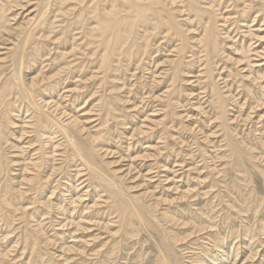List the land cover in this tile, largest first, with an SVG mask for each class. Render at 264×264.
Segmentation results:
<instances>
[{
  "label": "rangeland",
  "instance_id": "rangeland-1",
  "mask_svg": "<svg viewBox=\"0 0 264 264\" xmlns=\"http://www.w3.org/2000/svg\"><path fill=\"white\" fill-rule=\"evenodd\" d=\"M1 1V0H0ZM29 1V3H30V6H29V10H32V12L31 13H29V10H28V12L26 13V11L27 10H24V9H22L21 10V6L23 5V4H25V2H28ZM50 1H52V0H39V2H38V0H20V3H21V5H20V3H18V4H15V5H13V10L11 9V10H9V11H7V14H8V17H11V14H12V18H8L9 20H11V21H9V23H8V26H10V27H12L13 28V33H18V31L19 30H17V28L19 29L20 28V30L22 29V27H24L23 28V30L22 31H25V32H29V31H33L34 33V37H35V34H36V36H37V38L39 39V40H32L33 42H32V44H31V42H30V45L25 49V51L23 52V58H24V60H26L27 62V65H30V68L29 69H24V71H23V75H25V79H26V77H27V80L28 79H31L32 78V76H38L39 74V79L40 80H43V79H41V78H44L45 80H44V82L43 81H41V83H40V88H41V90H44V89H46L45 90V92L44 93H46L45 94V99L47 100V99H50V100H53V101H56L57 103H58V105H60V107H61V111L63 110V111H67L66 112V114H69V116H78V114H80L79 115V117H82V116H84V117H82V118H80L81 120H83L84 122H86L87 120V124H86V129L88 130V132H90L91 131V133H95V132H101V134L104 136V141L105 142H103L104 144H100L98 147H97V150H98V153H97V156H96V160H97V162L100 164V166H101V172H102V174H104V175H107V176H109L110 177V180H112V182L113 183H115V184H117V185H121V186H119L121 189H123V191L126 193V195H128L129 197H131V198H138L137 197V195L141 192V194H139V195H142L141 197H140V201L138 200V205L139 206H149L151 209H152V212H148V216L149 217H151V215H152V219L154 220L155 218H153V217H155V216H157V218H158V221H156V226L158 227L159 225H161V224H163L161 227H158L159 229L161 228L162 230L164 229V228H167L168 230H169V228L171 229V230H169V231H172L173 233L174 232H177V233H179L180 234V236H186V235H189L188 236V238L185 240V242L183 241L182 242V246L181 245H179L178 247H176V257H177V259H178V261H179V264H196L197 262H195V260H198V259H196V256H199L201 253L202 254H209L210 252H209V247L211 246V249L213 250V251H215L214 249L215 248H217V246H218V252L220 253L219 255H221V250L224 248L225 249V253H226V251H227V253H229V252H232V251H236L235 250V248L237 249V251H240V254H239V256H237L236 258L233 256V258L232 257H230L228 260H227V263H230L232 260H234V262L236 263V264H258L259 262H260V260H262L259 264H264V242H259V241H263L264 240V238H263V236H264V178H262V177H264V122H262V121H264V105H262V104H264V102L263 101H261V100H264V98H263V96H262V93H264V92H262L261 90H263L264 88H262V87H264V74H263V72H264V55H262V54H264L263 52H264V47H262V46H264V35H263V31H264V21L263 20H260V19H262V16L260 15L261 13H255V12H257L258 10H259V8L261 9V6L263 5V3H264V0L262 1V0H257L258 1V3H257V1L255 0V2H254V0H223V2H222V4H220V6H218V5H216L215 6V13H216V16L218 17L217 19H218V24L219 25H221L220 27L221 28H223L222 26H225L226 28H228V30L224 27L223 28V30L224 31H220V32H222L221 34L223 35L225 32H229L227 35H229V37H230V41H229V39H227V41L225 42L226 44H224V45H226V46H224L223 45V43H222V45L224 46L223 48H226L227 50H225V52H224V55H222V57H224V58H221V57H217L216 58V60H218V62L215 60L214 62H213V73H216V75H215V80H216V85H218L217 83L219 82V83H221L220 85H218V86H220L219 87V89L218 90H220V92H224L225 91V93H223L224 95H225V97H226V101H227V99H228V102H230V104H232V101H233V104L232 105H230V104H228V102H227V104H228V106L226 107V110H227V108H228V113L229 114H227L226 113V116L228 117V121L226 122V123H230L229 125H230V128L232 129V130H229V133H230V131H231V134H230V136H231V141L233 140L236 144H237V146H238V149H239V152H240V155H238V154H236V155H233L232 153H231V151H230V149H229V146L227 145L228 144V141H227V138H226V135H223V134H225L224 133V131H225V129H224V127H223V122L222 121H219V120H217L218 119V117L220 116L219 114H216L217 113V111L215 110V106L212 108L211 107V105H212V102H211V99H213L214 97H211L210 98V96H212V94H211V86L208 84V80L206 79V72L204 71V70H206V69H203V67L205 66L206 67V65L203 63V58H201L200 59V56L202 55L201 53H198L199 55H197L199 58L197 59V56L195 57V55L193 56L191 53H188V54H186V63H185V61L183 60V65H184V67H187V68H184V67H182V72H181V79H182V81L184 80L185 82H184V86L182 85L183 83H182V81L181 80H179V81H177L178 83L180 82V84H178V83H176V87L175 86H173L174 85V83L172 82V79H170V78H168L167 76L169 75V71L171 70V69H173L174 70V64L173 63H171V66H169L170 64H169V60L171 61H173V60H175V59H177V55H178V53H177V51H176V49L175 48H171V47H173L172 45H175L174 47H176V45H179V42H177V41H175V39L172 37V40H173V42H172V40H171V37H167V33L166 32H164V34L166 35H164L163 33L162 34H160V35H157V37L155 36V37H153V35H150L151 33H152V31H151V29H150V31H149V42H150V46L149 47H151V49L149 50V48H148V52L147 51H145L144 52V50H142L141 51V53H142V55L141 54H139V55H137V56H135V57H133V58H129V57H127L126 58V60H123V62L125 63V64H127V65H125L123 62L121 63L122 65L120 66V67H118L119 66V64H117V62H115L114 64L116 65V70L114 71V74H112L111 73V75H110V80H108V82L107 83H105V82H102V78H103V76H105V74H104V70L102 69L101 70V67H100V62H99V60H100V56L103 54V52L101 51V50H103V45L101 44V37H97V36H94V37H92V35H90L89 34V31H91V29L96 25V23H95V20L94 19H92V14H89L90 13V11L89 10H91L92 11V8L91 7H93L92 5H94V4H92V2H89V3H87L86 4V6H87V8L89 7L90 9L88 10L87 8H84L83 6H84V4H82V5H80V3H77L75 0H53L52 1V4H51V2ZM57 1L59 2V3H57ZM60 1H62L61 3H60ZM69 1V2H68ZM70 1H71V3H70ZM73 1V2H72ZM75 1V2H74ZM170 1V0H169ZM168 1V2H169ZM202 2H205V3H203V5H207V1L206 0H201ZM2 2V1H1ZM0 2V3H1ZM50 2V3H49ZM65 2V3H64ZM167 2V3H168ZM177 2H178V5H180L181 7L183 6L182 4V2H179L178 0H176V3H173L175 6H176V4H177ZM209 2V1H208ZM241 2V3H240ZM249 2V3H248ZM252 2V3H251ZM69 3V4H68ZM94 3H95V0H94ZM171 3V2H170ZM179 3H182V4H179ZM255 3H256V5H255ZM42 4H45V5H42ZM47 4V5H46ZM169 4V3H168ZM171 5V4H169V6H172V7H170V8H173V6L174 5ZM235 4V5H234ZM252 4V5H251ZM39 5V7H37ZM51 5L53 6V7H51ZM107 5H109V3H107ZM242 5V6H241ZM245 5H249L252 9V15L251 16H249L248 17V19H247V21H246V19L245 18H243V19H241V11L243 10V7L245 6ZM258 5V6H257ZM20 6V7H19ZM32 6V7H31ZM35 6V7H34ZM47 8H46V7ZM168 6V7H169ZM174 6V7H175ZM177 7L176 6V9L174 8V9H172V11L174 10V12H176V14H179V13H181V14H179L178 15V20H180V22L181 21H185L186 20V18H188V15H187V13L188 12H184V10L182 11V9H184L183 7L181 8V7ZM253 6V7H252ZM40 7H41V9H40ZM223 7V8H222ZM232 7V8H231ZM255 7V8H254ZM263 7V6H262ZM32 8V9H31ZM43 8V9H42ZM178 8H180L181 9V11L182 12H178L180 9H178ZM19 9H20V11H19ZM46 9H48V10H46ZM51 9V10H50ZM54 9H55V11H54ZM56 9L58 10V12L56 11ZM177 9H178V11H177ZM240 9V10H239ZM256 11H255V10ZM42 10V11H41ZM45 10L46 11H48V12H46L45 13ZM59 10H61V11H59ZM84 10V11H83ZM176 10V11H175ZM36 11H38V12H36ZM41 11V12H40ZM55 13H54V12ZM255 11V12H254ZM19 12V13H18ZM22 12V13H21ZM24 12V13H23ZM44 12V13H43ZM51 12V13H50ZM183 12H184V14H183ZM226 12V13H225ZM11 13V14H10ZM34 13V14H33ZM36 13V14H35ZM42 13V14H41ZM53 13V15H51ZM185 13H186V15H185ZM14 14V15H13ZM29 14V15H28ZM33 14V15H32ZM46 14V15H45ZM54 14H55V16H54ZM233 14V15H232ZM240 14V15H239ZM255 14H256V16H255ZM257 14H259V15H257ZM40 15V16H39ZM50 15V16H49ZM183 15V16H182ZM28 16V17H27ZM37 16V17H36ZM52 16H53V18H52ZM88 16V17H87ZM183 18H182V17ZM228 16V17H227ZM259 16V17H258ZM32 18L33 17V20L30 22V21H28L27 19L28 18ZM225 17H227L225 20H227L226 21V23H225V21H224V19L223 18H225ZM252 17H254V18H252ZM257 17V18H256ZM259 18V19H258ZM23 19V20H22ZM54 19V20H53ZM56 19V20H55ZM91 19V20H90ZM185 19V20H184ZM257 21H256V20ZM18 22H17V21ZM27 20V21H26ZM49 20H50V22H49ZM59 20V21H58ZM222 20H223V22H222ZM229 20H231V21H229ZM241 20V21H240ZM245 20V21H244ZM249 20V21H248ZM252 20V21H251ZM253 20H255V21H253ZM14 21V22H13ZM74 21V22H73ZM229 21V22H228ZM239 21V22H238ZM243 21V22H242ZM261 23H260V22ZM22 22V23H21ZM24 22H25V24H24ZM230 22H231V24H230ZM244 22H246V23H244ZM250 22V23H249ZM251 22H252V24H251ZM12 23H15V24H12ZM41 24V25H38V24ZM49 23V24H48ZM71 23V24H70ZM73 23V24H72ZM92 23V24H91ZM221 23H223V24H221ZM243 23V24H242ZM84 24V25H83ZM182 24H183V22H182ZM224 24H226V25H224ZM237 26H236V25ZM250 24V26H247V25H249ZM256 24V25H255ZM262 24H263V26H262ZM15 25H16V27H15ZM33 25V27H31ZM46 25H48V27L45 26ZM51 25V26H50ZM230 25V26H229ZM234 25V26H233ZM240 25V26H239ZM243 25V26H242ZM246 25V26H245ZM50 26V27H49ZM90 26V27H89ZM93 26V27H92ZM228 26V27H227ZM244 27V28H242V27ZM232 27V28H231ZM234 27H236L235 28V30H234ZM241 27V28H240ZM248 27H249V29H248ZM252 27V28H251ZM259 27V28H258ZM44 28V29H43ZM59 28H60V30H59ZM186 28V27H185ZM220 28V29H221ZM246 28V29H245ZM261 28H263V29H261ZM70 29H72V30H70ZM141 29V31H139V32H141L142 33V30H143V32H144V29H142V28H140ZM193 29V28H192ZM240 29V30H239ZM242 29V30H241ZM245 29V30H244ZM247 30H249V31H247ZM255 30V31H254ZM238 31H239V33H238ZM241 31V32H240ZM252 31V32H251ZM256 33V35H254L253 37L249 34L250 32L251 33H254V32ZM259 31V32H258ZM36 32V33H35ZM151 32V33H150ZM193 32V31H192ZM191 32V35H193V34H196V33H198V31H194L193 33ZM232 32V33H231ZM244 34H246L245 35V37H244V35H242L243 33ZM38 33H39V35L41 36H39L38 35ZM235 33V34H234ZM241 33V34H240ZM254 33V34H255ZM87 34H89V36L87 35ZM259 34H261V35H259ZM162 35H163V37H162ZM249 37H248V36ZM46 36V37H45ZM159 36H161V37H159ZM225 36V35H224ZM223 36V37H224ZM235 36H236V38H235ZM243 36V37H242ZM14 37H17V34L14 36ZM92 37V38H91ZM153 37V38H152ZM167 37V38H166ZM231 37H232V39H233V37H234V40L237 42L236 44H235V41H233L232 39H231ZM242 37V38H241ZM68 38V39H67ZM157 38H162L161 40L164 42H166L168 39H170V40H168L167 42L168 43H165L164 42V44H163V42L162 41H160L159 39H157ZM246 38H248L247 40H246ZM249 38H251L250 40H249ZM254 38V39H253ZM259 39V41H258V39ZM47 39V40H46ZM89 39V40H88ZM151 39H152V41H151ZM153 39H156L155 41H153ZM253 39V42L251 41ZM261 39V40H260ZM68 40V41H67ZM159 40V41H158ZM239 40V41H238ZM240 40H241V42H240ZM243 40V41H242ZM42 41V42H41ZM47 41V42H46ZM71 41H73V42H71ZM175 41V42H174ZM193 42H194V40H192ZM255 41L257 42V43H255ZM78 42V43H77ZM153 42L155 43V46H156V42H160L159 44L161 45V44H163V45H159V44H157V46H159V49H161L162 47V49H165L164 51L163 50H161V51H157V46L155 47V46H153L154 44H153ZM172 42V43H171ZM244 42H246L245 44H244ZM177 43V44H176ZM230 43H232V45H234L235 44V46L237 47V48H233V46L230 44ZM240 43H241V45H240ZM242 43H243V45H242ZM251 43V44H250ZM252 43H253V45H252ZM260 43V44H259ZM41 44V45H40ZM44 44V45H43ZM165 44H167V45H165ZM228 44H230L231 46H232V48H230L231 46H229ZM254 44H256V45H254ZM33 45V46H32ZM39 45V46H38ZM72 45V46H71ZM247 45V46H246ZM250 45V46H249ZM34 46H35V48L37 49V50H41V54H40V56H39V58H37L36 57V54H35V48H34ZM42 46H45L44 48L42 47ZM71 46V47H70ZM82 46V47H81ZM234 46V47H235ZM242 46H244L245 47V49H244V51H245V54L244 53H242V50L240 49ZM258 46V47H257ZM5 47H7V46H5ZM39 47V48H38ZM102 47V48H101ZM152 47H154V48H156V51H155V49L154 48H152ZM239 47V48H238ZM255 47V48H254ZM257 47V48H256ZM41 48H43V49H41ZM53 48V49H52ZM74 48V49H73ZM166 48H168V50L166 49ZM251 48H253V49H251ZM262 48H263V50H262ZM29 49V50H28ZM34 52H31V50ZM158 49V50H159ZM172 49H175V52H174V50H172ZM255 49V50H254ZM43 50V51H42ZM50 50V51H49ZM75 50V51H74ZM167 50V51H166ZM47 51V52H46ZM57 51H58V53H57ZM61 51H63V52H61ZM150 51H153V52H150ZM155 51V52H154ZM166 51V52H165ZM169 51V52H168ZM229 52V54H228V52ZM248 51H249V53H248ZM251 51V52H250ZM254 53H253V52ZM48 52H50L51 54H49ZM158 52V53H157ZM174 54H173V53ZM238 52H239V57H236L237 55H238ZM241 52V53H240ZM257 52H258V54H257ZM48 53V54H47ZM145 53V54H144ZM146 53H147V55H146ZM149 53V54H148ZM236 53V54H235ZM247 53V54H246ZM256 53V54H255ZM262 53V54H261ZM0 54H1V58H0V63L2 62V64H0V78H3V77H5V76H8V74H10L11 73V71H12V67H11V65L12 64H10V63H12L11 62V57L10 56H12V54H11V52L10 51H8L7 49H3V50H1L0 51ZM3 54V55H2ZM4 54H7V55H4ZM10 54V55H9ZM43 54V55H42ZM165 54V55H164ZM166 54H169V55H171V54H173V55H171L170 57H172L171 59H169L170 57H169V55H166ZM232 54H234V55H232ZM240 54H241V56H240ZM244 54V55H243ZM250 54V55H249ZM34 55V56H33ZM57 55H59V56H57ZM187 55H188V57H187ZM226 55H229V57H232L233 59L231 60V59H227L228 58V56H226ZM245 55H249V57H250V59H249V57H245V60H243L244 58V56ZM253 55H255V56H253ZM258 55V56H257ZM260 55V56H259ZM3 56V57H2ZM4 56H5V59H2V58H4ZM42 56H44L43 58L44 59H46V60H44L43 58H42ZM57 56V57H56ZM141 56V57H140ZM144 56H145V58L147 57L148 59H150V60H148L147 58L145 59L144 58ZM192 56V57H191ZM225 56H226V60L228 61V62H226V60H223V59H225ZM243 56V57H242ZM7 57H9V58H7ZM26 57H27V59H26ZM34 58V61L36 62V64H35V62H33L34 64H31V62L29 61V60H31V58ZM46 57V58H45ZM49 57V58H48ZM143 57V58H142ZM153 57V58H152ZM189 57H191L192 58V61L193 60H195V62L193 61L192 63H191V58H189ZM254 57V58H253ZM256 57V58H255ZM258 57H259V59H258ZM261 57V58H260ZM18 58H19V56H18ZM30 58V59H29ZM41 58V59H40ZM48 58V59H47ZM58 58V59H57ZM95 58V59H94ZM96 58H98V59H96ZM141 60H140V59ZM152 58V59H151ZM167 58H168V60H167ZM175 58V59H174ZM184 58V59H185ZM193 58H195V59H193ZM235 58H237L236 60H235ZM247 58V59H246ZM10 59V60H9ZM62 59V60H61ZM72 59V60H71ZM116 59H118V56H116ZM139 59V60H138ZM240 59H242V61L240 60ZM252 59V60H251ZM255 59V60H254ZM256 59H258V60H256ZM261 59V60H260ZM37 60V61H36ZM41 60H42V62H41ZM50 60V61H49ZM135 60V61H134ZM148 60V61H147ZM161 60H164V61H162V62H164V64H166V65H162V64H160V63H162L161 62ZM197 60H199V62L197 61ZM201 60H203L202 62H201ZM241 62H240V61ZM250 62H249V61ZM63 61V62H62ZM79 61V62H78ZM137 61V62H136ZM142 61V62H141ZM144 61V62H143ZM159 61H160V63H159ZM167 61V62H166ZM190 61V62H189ZM223 61V62H222ZM225 61V62H224ZM246 61H248V62H246ZM261 61V62H260ZM4 62V63H3ZM41 62V63H40ZM44 62V63H43ZM83 62V63H82ZM133 62H135V63H133ZM139 62H140V64H139ZM145 62H148V63H145ZM150 62V63H149ZM166 62V63H165ZM198 62V63H197ZM216 62V63H215ZM220 62H222V63H220ZM232 62V63H231ZM234 62H236L235 64H234ZM239 62V63H238ZM243 62V63H242ZM246 62V63H245ZM256 63V65L254 64V63ZM260 62V63H259ZM40 65H39V64ZM195 63V64H194ZM197 63V64H196ZM201 63H203V65H201ZM217 64L218 65V67H217V65L215 66V64ZM223 63H224V65H225V63H226V68L224 67V65H223ZM228 63V64H227ZM238 63V64H237ZM245 63V64H244ZM248 63H251V64H248ZM5 66H4V65ZM10 64V65H9ZM129 64V65H128ZM131 64V65H130ZM136 65V67H135V65ZM146 64V65H145ZM152 64V65H151ZM157 64V65H156ZM160 64V65H159ZM173 64V65H172ZM189 64V65H188ZM191 64V65H190ZM192 64H194V66L196 67H194L195 68V71H194V68L192 67L193 65ZM199 64V65H198ZM230 64H232L233 66L235 65V70H233L234 68H233V66H231ZM253 64V65H252ZM2 65V66H1ZM35 65H36V67H35ZM39 65V66H38ZM123 65H125L124 67H123ZM133 65V66H132ZM138 65V66H137ZM145 65V66H144ZM147 65L150 67H148V69H146L147 68ZM169 66V68H168V66ZM182 65V66H183ZM201 65V66H200ZM238 65V66H237ZM246 65V66H245ZM248 65H249V67H250V65H251V67L249 68L248 67ZM38 66V67H37ZM94 66H96V67H94ZM129 66V67H128ZM154 66V67H153ZM158 66V67H157ZM161 66H162V68H161ZM189 66V67H188ZM191 66V67H190ZM221 66V67H220ZM245 66V67H244ZM260 66V67H259ZM9 67H10V69H9ZM33 67V68H32ZM41 67L43 68V70L41 69ZM139 67V68H138ZM164 67H166V72L168 73V75H166L167 73H165V74H163V73H160V72H162V70L165 72V68ZM204 67V68H205ZM216 69H215V68ZM225 69H224V68ZM230 67V68H229ZM236 67H238V68H236ZM240 67V68H239ZM244 68V70H242L243 68ZM247 67V69H245ZM255 69H254V68ZM37 70H36V69ZM123 68V69H122ZM126 68V69H125ZM129 68H132V69H129ZM134 68V69H133ZM138 68V69H137ZM143 68V69H142ZM157 68V69H156ZM159 68H161V71L159 72L158 71V69ZM164 68V69H163ZM193 68V69H192ZM202 70H201V69ZM252 68V69H251ZM34 69V70H33ZM150 69V72L149 71H146V70H149ZM169 69V70H168ZM199 69H200V71H199ZM222 69V70H221ZM237 69V70H236ZM32 70H33V72H32ZM121 70H124V72L123 71H121ZM140 70H143V71H140ZM160 70V69H159ZM173 70H171V73H170V75H173ZM184 70V71H183ZM186 70V71H185ZM219 70V71H218ZM226 70V71H225ZM228 70H230V72L228 73ZM231 70H233V71H236V72H233V71H231ZM248 70V72H246ZM251 70H252V72L254 73V71H255V73H254V75H255V77L258 75V77H260V78H258V77H256V78H258V79H256L255 77H254V75H252V72H251ZM259 70V72H261L262 74H259V72H257ZM43 71V72H42ZM128 71V72H127ZM134 71V72H133ZM138 71V72H137ZM145 71V72H144ZM155 71V72H154ZM159 73H158V72ZM189 71H191V72H189ZM199 71V73H197ZM214 71H217V72H214ZM6 72V73H5ZM45 72V75L43 74ZM123 74H122V73ZM127 72V73H126ZM135 72H137V73H135ZM157 72V73H156ZM187 72V73H186ZM190 74H189V73ZM201 72H203V73H201ZM221 72V73H220ZM225 72V73H224ZM232 72H233V74H232ZM238 72H239V75H238ZM243 73V74H241V73ZM33 73V74H32ZM36 73L38 74V75H36ZM133 73V74H132ZM152 73V74H151ZM196 73V74H195ZM237 73V74H236ZM248 73H250V74H248ZM29 74V75H28ZM35 74V75H34ZM118 76H116V75ZM121 74V76H119ZM125 74H128V75H125ZM142 74V75H141ZM146 74V75H145ZM158 74H163V75H158V76H160V77H157V75ZM185 74V75H184ZM192 74V75H191ZM196 76H195V75ZM198 74V75H197ZM201 74V75H200ZM219 74H222V75H219ZM225 74L227 75V78H226V76H225ZM228 74H232L231 76H233V78L236 80V81H239L240 80V83H242L243 82V85L244 84H246L247 85V87H246V85H244V87H243V85L242 84H238L239 82H237V84L234 82L235 80H233V78L230 76H228ZM237 75L236 77H235V75ZM248 75V78H247V75ZM42 75V76H41ZM52 75V76H51ZM122 75H124L125 77H127V76H130V77H127V79L125 78V77H123ZM131 75H133V76H131ZM145 75V76H144ZM169 75V76H170ZM182 75H184V76H182ZM187 75V76H186ZM189 75V76H188ZM194 75V76H193ZM200 75V76H199ZM203 75V76H202ZM219 77H218V76ZM241 75H243L242 76V78L244 79V81H243V79L242 78H238V77H241ZM249 75H250V77H249ZM260 75V76H259ZM47 76V77H46ZM49 76H51V77H49ZM100 76V77H99ZM141 76H143V77H141ZM166 76V77H165ZM190 76H192V77H190ZM201 77V78H203V80L204 81H206V83H204L203 84V80L200 78V79H198V77ZM220 76H221V78H223V80L220 78ZM225 76V77H224ZM245 76H246V78H245ZM255 78H253V77ZM114 77H115V80H116V78H117V80L116 81H114ZM122 77V78H121ZM146 77L148 78L147 80H146ZM151 77H152V79H151ZM161 77H165V78H162L161 79ZM186 77V78H185ZM218 77V78H217ZM54 78V79H53ZM73 78V79H72ZM130 78V80L128 81V79ZM144 78V79H143ZM171 78H172V76H171ZM185 78V79H184ZM192 78V79H191ZM193 78H194V80H193ZM217 78V79H216ZM52 80V81H49V80ZM61 79V80H60ZM118 79H120V80H118ZM125 79V80H124ZM142 79H143V81H142ZM149 79H150V81H149ZM159 79H161V80H159ZM163 79H164V82H163ZM198 79V80H197ZM225 79H227V81L225 80ZM232 81H231V80ZM238 79V80H237ZM248 79V80H247ZM26 80V81H27ZM47 80V81H46ZM121 80H123V82H121ZM144 80H146V81H144ZM152 80H155V81H152ZM168 80H170L169 82H168ZM186 80H188L187 82H186ZM191 80H193V81H191ZM200 80H202L201 82H202V84H200L201 82H200ZM221 80V81H220ZM229 80H230V82H229ZM247 80V81H246ZM253 80V81H252ZM254 80H255V82H256V80H258L257 82H259V83H255L254 82ZM260 80V81H259ZM112 81V83L113 84H115V85H113L112 83H110ZM120 81V82H119ZM148 81V82H147ZM162 81V82H161ZM189 81H191V82H189ZM198 81V82H197ZM251 81V82H250ZM119 82V83H118ZM126 82V85L124 84ZM144 82V83H143ZM149 82H152L151 84L149 83ZM154 82H156V83H154ZM157 82H159V83H157ZM168 82V84H166ZM171 82V83H170ZM189 82V83H188ZM247 82V83H246ZM49 83V84H48ZM55 83V84H54ZM58 83V84H57ZM119 84V85H117V84ZM129 83V84H128ZM149 83V84H148ZM161 83V84H160ZM173 83V84H172ZM193 83V84H192ZM196 83H198V86H197V84ZM226 83H230V84H226ZM249 83H250V85H249ZM252 83H254V84H252ZM262 83V86H260V84ZM45 84V85H44ZM112 86H111V85ZM127 84H128V86H127ZM132 84V85H131ZM141 84V85H140ZM144 84H148V85H146V86H148V87H146ZM156 84V85H155ZM195 84H196V86H195ZM204 85L205 86V89H204V86L202 87V86H200V85ZM207 84V85H206ZM215 84V83H214ZM235 84H236V86H235ZM58 85V86H57ZM170 85H171V87L173 88H171L170 87ZM181 85V86H180ZM186 85V86H185ZM193 85V86H192ZM222 85V86H221ZM248 85H249V87H248ZM256 85V86H255ZM44 86V87H43ZM49 86H51V87H49ZM65 86H67V88H69V89H67ZM125 86H127V87H125ZM142 86L143 88H142V90H143V92L141 91V89H140V87ZM166 86H167V89H166ZM178 86H179V88L181 89H179L178 88ZM192 86V87H191ZM199 86L200 87H202L203 89H201V88H199ZM217 86V87H218ZM223 86H224V88H223ZM229 86V87H228ZM232 86V87H231ZM239 86V87H238ZM254 88H253V87ZM258 86V87H257ZM53 87V88H52ZM55 87V88H54ZM59 89H58V88ZM110 87V88H109ZM113 87V88H112ZM145 87V88H144ZM175 87V88H174ZM182 87V88H181ZM193 87H194V91H192L193 90ZM207 87V88H206ZM231 87V88H230ZM237 87V88H236ZM240 87H243L244 88V91H243V88H240ZM247 89H246V88ZM257 87V88H256ZM259 87H261V88H259ZM100 88V89H99ZM116 88V89H115ZM117 88H119V89H117ZM123 88H125V89H123ZM151 88H153V89H151ZM189 88V89H188ZM226 88H228V89H226ZM239 88V89H238ZM252 88V89H251ZM66 89L69 91H66ZM82 89H84V90H82ZM87 89V90H86ZM94 89V90H93ZM105 89V90H104ZM138 89V90H137ZM149 90V92H148V90ZM182 89H188V90H182ZM197 89V90H196ZM201 89V90H200ZM208 89V90H207ZM210 89V90H209ZM221 89H222V91H221ZM234 89V90H233ZM258 89V90H257ZM52 90H54V91H52ZM67 92V94H66V92ZM90 91V93H89V91ZM102 90V91H101ZM115 90V91H114ZM153 91V92H150V91ZM165 90H167V91H170V90H172V91H170L169 92V94H168V92L167 91H165ZM173 90H175V91H173ZM179 90V91H178ZM190 90L192 91V92H190ZM201 92H200V91ZM202 90H205V92L207 91V92H209V93H207L206 92V94H203V93H205L204 91L202 92ZM227 90V91H226ZM229 90V91H228ZM230 90H232V91H230ZM238 90H239V92H238ZM251 90H253V91H251ZM259 90H260V92H259ZM141 91V92H140ZM163 91H165V92H163ZM184 91V93H182V92ZM200 93H199V92ZM237 91V92H236ZM242 91H243V93H242ZM245 91H246V93H245ZM248 91H251V92H248ZM264 91V90H263ZM88 92V93H87ZM97 92H98V94H97ZM139 92V93H138ZM161 92H163V94L161 93ZM180 92H181V96H180ZM186 92H187V96H189L188 94H190V97H187L186 96ZM189 92V93H188ZM194 92H198L199 94H197V93H194ZM228 92V93H227ZM262 92V93H261ZM57 93H59V94H57ZM92 93V94H91ZM116 94V96L114 95V94ZM143 93V94H142ZM147 93V94H146ZM164 93H166V94H164ZM174 95H173V94ZM179 93V94H178ZM230 93V94H229ZM241 93V94H240ZM249 93H253V94H250L249 95ZM57 94V95H56ZM66 94V95H65ZM69 94V95H68ZM84 94V95H83ZM90 94H91V96H90ZM105 94V95H104ZM142 94V95H141ZM154 94V95H153ZM196 94V95H195ZM202 94V95H201ZM210 94V95H209ZM228 94V95H227ZM237 94V95H236ZM248 94V95H247ZM260 94H261V96H260ZM70 95H71V97H70ZM83 95V96H82ZM125 95V96H124ZM146 95V96H145ZM149 95V96H148ZM166 95V96H165ZM185 95V96H184ZM195 95V96H194ZM204 95V96H203ZM205 95H206V97H208V98H206L205 97ZM230 95V96H229ZM232 95H236L235 96V98H234V96H232ZM66 96H68V97H66ZM75 96V97H74ZM81 96V97H80ZM93 96H94V98H93ZM105 96H111V98L113 99V98H115V97H117V98H115L116 100L114 101V99H113V102L114 103H111V104H114V110L112 111V114L113 115H115V116H117V119H116V117L114 116V117H112L111 119H109L108 117H106L105 116V113H106V115H107V111H108V105L106 104L107 103V101L105 100ZM121 98H120V97ZM148 96V97H147ZM157 96H158V98L159 99H157ZM160 96H161V98H160ZM162 96H164L163 98L164 99H162ZM170 96H172L171 98H170ZM173 96H176L175 98L173 97ZM179 96V97H178ZM230 98H229V97ZM240 96V97H239ZM249 98H251V99H249ZM64 97V98H63ZM66 97V98H65ZM78 99H77V98ZM90 97H92V98H90ZM152 97V98H151ZM187 97V98H186ZM198 97H201V99L200 98H198ZM232 97L234 98V99H232ZM262 97V98H261ZM51 98H53V99H51ZM110 97H109V99L110 100H112ZM126 98V99H125ZM133 98V99H132ZM147 98V99H146ZM173 98V99H172ZM178 98H180V99H178ZM182 98V99H181ZM197 98V99H196ZM236 98H237V101H235L236 100ZM254 98V99H253ZM55 99V100H54ZM65 99H67V101L65 100ZM93 100V101H91V100ZM119 99H121V100H119ZM124 99H125V102L127 101V100H129V101H127L126 103L124 102ZM149 99H150V101H149ZM155 99V100H154ZM191 99V100H190ZM198 99H199V101H198ZM230 99H232V100H230ZM245 99H248V101L247 100H245ZM65 100V101H64ZM78 100V101H77ZM99 100V101H98ZM118 100V101H117ZM167 100V101H166ZM169 100H172V103H173V107L171 106V104H170V102H169ZM189 100V101H188ZM200 100H203V101H200ZM205 100V101H204ZM230 100V101H229ZM253 100V101H252ZM256 100H257V102H256ZM122 101V102H121ZM149 101V102H148ZM179 101V102H178ZM183 102L184 103V105H185V103H186V101H187V103H186V105L187 106H185L184 107V105L183 104H180V105H178L179 103H181V102ZM210 101V102H209ZM247 101V102H246ZM67 102V103H66ZM70 102V103H69ZM101 103V105H100V103ZM124 102V103H123ZM139 102V103H138ZM152 102V103H151ZM155 103V105H154V103ZM160 102V103H159ZM161 102H163V103H161ZM164 102H166V104L164 103ZM176 102L178 103V104H176ZM189 102V103H188ZM194 102H196V104L194 103ZM197 102H198V104L202 107L203 106V104H204V106L202 107V108H204V109H202V108H200V106H197L198 104H197ZM235 102V103H234ZM238 102L241 104V106H240V111H238V107H239V105L240 104H238ZM243 102H244V104H243ZM252 102H254V104L252 103ZM256 102V103H255ZM55 103V102H54ZM72 103H73V105H72ZM90 103V104H89ZM94 103H95V105H94ZM117 103H118V105H117ZM123 103V104H122ZM140 103H142V105L140 104ZM202 103V104H201ZM205 103L208 105V103H209V105L207 106V105H205ZM210 103H211V105H210ZM246 103H247V105H246ZM251 103H252V105H251ZM17 104H19V105H17ZM20 102H16V103H14V107H15V110L12 112L13 113V115H14V113H16L15 115H18L19 116V114L18 113H20V115L21 116H19V117H14L16 120L15 121H20V120H22V121H20L19 123H17L16 125V127H15V125L13 126V134H10L9 135V133H8V135H7V138H8V141L5 143V144H3V146H2V154H3V157L4 158H6L7 159V162H8V166H9V172L7 173V178H6V176H4L3 178H6V179H3V178H1V184H2V186L4 185V183H5V187L3 188V190H5V188H9L12 192V194H14V196L16 197L14 200H13V207H11V210H9L10 211V215H11V217H9L11 220H7V213H8V211H7V209H5L3 206L1 207L0 206V253H2V254H0L1 256V258H0V261L2 262V263H0V264H3L4 262L3 261H5L6 262V264H35V263H37V262H40L41 264H52L53 262L56 264V262L58 261V263L57 264H60V260H61V263L62 264H85V263H83V262H86V264H95L96 263V261L97 260H99V261H97V263L96 264H155V262H156V260H157V258L158 257H160L161 255L159 254V247H158V244L160 243V240H161V238H160V236H159V233H158V230L155 228H153V227H151V226H149V225H147L145 222H142V221H140V220H138L137 218H134L133 220H132V223H129V226H128V229H127V234H123V232H125L124 230H123V221L119 218V216H118V219L116 218L117 217V212L116 211H118V210H114V209H116V208H113L114 207V204L112 203V202H110V198H108V196H109V193L107 192V187H105L106 185H104L102 182H100L97 178H91V176H89L88 175V169L86 170V167H84V166H82V164H81V161H80V159H79V157H77L76 159H72V158H70L69 157V153L67 154V152H69V148H68V146H66V143L65 142H62V141H65L64 140V138H63V136H62V134L61 133H56V135L54 134L53 135V142H54V145L52 146H50V145H48V144H45V157H46V159H48V161L47 162H49V163H47V167L46 166H44L43 168H42V180H43V183H44V185H43V187L42 188H44V189H42L41 187H40V190H36L35 191V189H36V187H37V184L38 183H36L38 180L36 179V180H34V181H29L28 180V178L29 177H33V175L35 174V170L34 171H32V172H30V173H27L28 171H27V169H26V166L25 165H28V163L29 162H31V160H38V157L40 156V146L39 145H41V143L42 142H40V141H38V137L36 136V133L34 132L35 131V128L34 127H32L33 126V124H31L32 123V121H33V119L31 118L32 116H33V113H32V109L31 108H27L26 106L25 107H19L20 106ZM124 104H125V107H124ZM128 104V105H127ZM151 104V105H150ZM174 104L177 106V107H175L174 106ZM191 104H192V106H191ZM16 105V106H15ZM94 105V106H93ZM181 105H183V107L181 106ZM190 105V106H189ZM237 105H238V107H237ZM242 105H245V107L244 106H242ZM252 106V107H249V106ZM255 105V106H254ZM259 107H257V106ZM52 106V105H51ZM62 106H63V108H62ZM83 106V107H82ZM104 106H106V107H104ZM128 106V107H127ZM141 106H143L144 107V109H145V111H144V109H143V107H141ZM162 106V107H161ZM166 106V107H165ZM210 106V107H209ZM261 106V107H260ZM263 106V107H262ZM94 107V108H93ZM99 107V108H98ZM123 107H124V109H126V110H124L123 109ZM131 107V108H130ZM134 107V108H133ZM169 107H170V109H169ZM180 107H182V108H180ZM190 107V108H189ZM249 107V108H248ZM253 107H255V109L253 108ZM256 107H257V109H256ZM26 108V109H25ZM54 106L53 107H51V109L50 108H45L44 109V111L46 112L45 114L47 115V116H50V117H53V118H59V120L61 121V122H64V121H67L66 119L68 118H66V116H64V115H62L61 114V111L59 110L58 112H60V113H58V112H53V110H54ZM74 108V109H73ZM91 109L90 111L92 112H90L88 109ZM106 108H107V110H106ZM110 108V107H109ZM138 108V109H137ZM157 108H158V110H159V108H160V110H162V111H157ZM165 108V109H164ZM166 108L168 109V110H166ZM175 108H176V110H175ZM243 110H242V109ZM250 108H252V109H250ZM24 109V110H23ZM31 109V110H30ZM78 109V110H77ZM87 109V110H86ZM105 109V110H104ZM117 111H116V110ZM128 109V110H127ZM143 109V110H142ZM183 109V110H182ZM184 109H186V110H184ZM196 109V110H195ZM198 109V110H197ZM202 109V110H201ZM212 109V110H211ZM234 109V110H233ZM246 109V110H245ZM69 110V111H68ZM131 110V111H130ZM132 110H134V111H132ZM136 110V111H135ZM151 110V111H150ZM156 110V111H155ZM194 110V111H193ZM201 110V111H200ZM208 112H207V111ZM231 110V111H230ZM246 112H245V111ZM51 111V112H50ZM71 111V112H70ZM82 113H81V112ZM86 111V112H85ZM87 111H89V112H87ZM99 111V112H98ZM130 111V112H129ZM166 111H167V113H168V115H167V113H166ZM175 111V112H174ZM176 111L178 112V113H176ZM183 111H185V112H183ZM187 111V112H186ZM196 111V112H195ZM204 111V113H202ZM210 111H212V114H210L211 112ZM215 111H216V113H215ZM249 111L251 112V113H249ZM29 112V113H28ZM49 112V113H48ZM73 112V113H72ZM84 112V113H83ZM115 112V113H114ZM132 112V113H131ZM133 112L135 113V115L133 114ZM143 112V113H142ZM148 112V113H147ZM152 112V114H150ZM153 112H155V113H153ZM169 112H170V114H169ZM171 112H173V113H171ZM190 112V113H189ZM192 112H194V113H192ZM202 114H201V113ZM236 112H238L237 114H236ZM52 113V114H51ZM54 113V114H53ZM86 113V115H82V114H85ZM91 113V114H90ZM104 113V114H103ZM129 113V114H128ZM131 113V114H130ZM174 113L178 116V117H182L180 120H179V118L175 115L174 117H170V115L172 114V115H174ZM180 113V114H179ZM208 113V114H207ZM239 113H242L241 115H242V117H241V115H238ZM246 113V114H245ZM248 113V114H247ZM28 114L30 115V119H29V116H28ZM32 114V115H31ZM140 114H142V115H140ZM147 114V115H146ZM153 114H156L155 115V117L156 118H152L151 116H154ZM165 114V115H164ZM188 114L189 115H191V118H190V116H189V118L190 119H188ZM193 114V115H192ZM205 114V115H204ZM136 115H138L137 117H136ZM149 115V116H148ZM158 115V116H157ZM171 115V116H172ZM186 115V118L187 119H185V117H183V116H185ZM198 115H199V117H200V120H197L199 117H198ZM201 115H203V117L201 116ZM209 116V118H208V121H207V117L206 116ZM213 116V119H214V117H215V119H214V121H213V119H212V116ZM216 115V116H215ZM236 117H235V116ZM249 115H250V117H249ZM252 115V116H251ZM22 116H23V118H22ZM85 116L87 117V118H85ZM96 116V117H95ZM97 116H99V117H97ZM101 116H103V118H105V120H103V118L101 117ZM105 116V117H104ZM127 116V117H126ZM140 116V117H139ZM166 116L168 117L167 119H166ZM196 116H197V118H196ZM218 116V117H217ZM234 116V117H233ZM240 118H238V117ZM90 117H92V118H90ZM131 119H130V118ZM136 118L135 120L133 119V118ZM143 117V118H142ZM159 117V118H158ZM165 117V118H164ZM177 117V118H176ZM204 118V119H202V118ZM211 117V118H210ZM244 117V118H243ZM248 117V119H246ZM22 118V119H21ZM65 118V119H64ZM89 118V119H88ZM97 118V119H96ZM142 120H141V119ZM149 118H152V119H155L156 121H157V119L158 120H160V122L162 123V124H157L158 123V121H157V123L156 122H153V124L150 122V121H146V120H148ZM164 118V119H163ZM196 118V119H195ZM230 118H232L231 120H229ZM243 120H245V121H243ZM27 119V120H26ZM29 119V120H28ZM87 119V120H86ZM90 119H91V121H90ZM115 119V120H114ZM140 119V120H139ZM144 119H146V120H144ZM162 119V120H161ZM168 121L167 123H166V120ZM211 119H212V121H211ZM252 119V120H251ZM100 120H102V121H100ZM132 120H133V122H132ZM136 120H138V121H136ZM183 120V121H182ZM191 120V121H190ZM196 120V121H195ZM202 120V121H201ZM203 120H204V122H207V123H203ZM234 120V121H233ZM241 120V121H240ZM251 120V121H250ZM95 121V122H94ZM98 121V122H97ZM110 123H108V122ZM115 121H116V124H115ZM129 121V122H128ZM131 121V122H130ZM136 121V122H135ZM141 121V122H140ZM146 121V122H145ZM173 121H176V123L175 122H173ZM197 121H198V123H202L201 125L199 124H197ZM200 121V122H199ZM211 121V122H210ZM231 121V122H230ZM238 121H239V123H238ZM248 121V122H247ZM7 122V121H6ZM94 122V123H93ZM96 122L98 123V124H96ZM101 122V123H100ZM124 122V123H123ZM128 122V123H127ZM143 122V123H142ZM164 122V123H163ZM180 122H184V123H186V125L185 124H183V123H180ZM221 122V123H220ZM234 122V123H233ZM244 122V123H243ZM7 123H9V122H7ZM7 123H5V124H7ZM93 125H92V124ZM121 123H123V124H121ZM131 123H132V125H131ZM134 123V124H133ZM140 123H142L143 125H145L146 126V128H145V126H143L142 124H140ZM151 125V127H150V125ZM155 123V124H154ZM170 123V124H169ZM178 123H179V125H178ZM189 123V124H188ZM209 123H210V125H209ZM241 123V124H240ZM245 125H243V124ZM246 123V124H245ZM253 123V124H252ZM106 124V125H105ZM110 125V127H109V125ZM128 124V125H127ZM136 124V125H135ZM165 124V125H164ZM169 124V125H168ZM181 124V125H180ZM191 124V125H190ZM218 124H220V125H218ZM221 124H222V127H221ZM237 124V125H236ZM252 126V128H251V126ZM8 125V124H7ZM26 125V126H25ZM31 125V126H30ZM121 125H122V127H121ZM134 125H135V127H134ZM139 127H138V126ZM149 127H148V126ZM155 126V127H153V126ZM161 125V126H160ZM167 125H168V127H167ZM170 125H172L171 127H170ZM178 125V126H177ZM182 125H184V126H182ZM188 125V126H187ZM197 125V126H196ZM218 125V126H217ZM231 125H233V126H231ZM234 125H235V127H234ZM239 125V126H238ZM242 125V126H241ZM247 125H249V126H247ZM256 125V126H255ZM11 125L9 124L8 125V129H10L11 127H10ZM30 126V127H29ZM89 126H91V127H89ZM106 126V127H105ZM124 126V127H123ZM125 126L126 127H129V128H126V130H125ZM131 126V127H130ZM138 128H140V126H141V128H142V133H135L134 134V129H136L137 127ZM143 126V127H142ZM174 126H176V127H174ZM181 126V127H180ZM206 126V127H205ZM219 128H217V127ZM237 126H238V128H237ZM241 126V127H240ZM254 126H255V128H254ZM19 128V129H15V128ZM90 129H89V128ZM161 127V128H160ZM162 127H163V132H162ZM165 127H167V129L165 128ZM179 127H180V129H179ZM183 127V128H182ZM196 127V128H195ZM201 127L203 128V129H201ZM236 129V130H234V128ZM33 128V129H32ZM93 128V129H92ZM96 128H98V129H96ZM109 128V129H108ZM123 128V129H122ZM134 128V129H133ZM148 128V130H151L152 131V133H154V134H152L151 133V131H147L146 133H145V131H146V129ZM153 128V129H152ZM158 129V130H155V129ZM160 128V129H159ZM174 128V129H173ZM185 128V129H184ZM193 128H195L194 129V131L195 132H193ZM217 128V129H216ZM229 128V129H230ZM249 128V129H248ZM252 130H251V129ZM12 129V128H11ZM24 129V130H23ZM31 129V130H30ZM121 129V130H120ZM143 129H145V130H143ZM169 129V136L170 137H168V135L167 134H165V131L166 130H168ZM177 129V130H176ZM181 129H182V131H181ZM198 129V133L196 132V130ZM220 129H223L224 131L222 132V130H220ZM254 129V130H253ZM258 129V130H257ZM23 130V131H22ZM26 130V131H25ZM54 130V129H53ZM90 130V131H89ZM106 132H105V131ZM129 130V131H128ZM132 130V131H131ZM171 130V131H170ZM185 130V131H184ZM200 130L201 131H204V133H206V134H203V133H201L200 132ZM217 130H219L218 132H217ZM244 130V131H243ZM18 131H20V132H18ZM127 131V132H126ZM144 131V132H143ZM154 131H156V133L154 132ZM181 131V132H180ZM189 131V132H188ZM191 131H192V133H191ZM228 131V130H227ZM242 131H243V133H242ZM248 131H250V132H248ZM31 132V133H30ZM87 132V131H86ZM112 132V133H111ZM118 132V133H117ZM122 132V133H121ZM161 132V133H160ZM183 132V133H182ZM214 132H217L216 134L218 135H215V133ZM223 133V134H221V135H223V136H221V135H219L220 133ZM248 132V133H247ZM253 132V133H252ZM25 133V134H24ZM114 133V134H113ZM121 133V134H120ZM125 133H128V134H125ZM159 133L160 134H162V136L161 135H159ZM174 133V134H173ZM190 133L192 134L191 136H189L190 135ZM195 133H197V134H195ZM209 133H211V135H213L212 137H211V135L209 134ZM219 133V134H218ZM235 133V134H234ZM245 133V134H244ZM61 134V135H60ZM112 134V135H111ZM136 136V138H135V136ZM136 134H138V135H136ZM142 134V135H141ZM147 134V136H145L144 137V135H146ZM189 134V135H188ZM195 134V135H194ZM19 137H18V136ZM26 135V136H25ZM109 135V136H108ZM115 137H114V136ZM123 137H122V136ZM140 135V136H139ZM150 135V136H149ZM160 137H159V136ZM184 135H186V136H184ZM204 135V136H203ZM235 135V136H234ZM12 136H14V137H12ZM28 136H31V138L30 137H28ZM34 136V137H33ZM84 138H83V137ZM82 136H80V141H84L85 140V136L84 135H82ZM117 136V137H116ZM124 136H126L127 137V139H126V137H124ZM142 136V137H141ZM176 136V137H175ZM178 136V137H177ZM193 136V137H192ZM198 136V137H197ZM207 137V138H209L208 140H207V138H204V137ZM216 138H215V137ZM220 136V137H219ZM262 136V137H261ZM23 137V138H22ZM113 137V139H111ZM159 137V138H158ZM171 137H173V139L171 138ZM179 137H182V138H179ZM188 137V138H187ZM196 137H197V140H199L198 142H197V140H196ZM222 137V138H221ZM238 139H236V138ZM241 137V138H240ZM259 137V138H258ZM33 138H34V140H33ZM63 138V139H62ZM119 138V139H118ZM132 138V139H131ZM139 138H141V139H139ZM199 138V139H198ZM205 140H204V139ZM218 138H219V140L220 141H218ZM224 138V139H223ZM11 139V140H10ZM25 139V140H24ZM59 139V140H58ZM84 139V140H83ZM116 139V140H115ZM134 139V140H133ZM154 139V140H153ZM164 141H163V140ZM167 139H168V141H167ZM183 139H184V141H183ZM186 139V140H185ZM193 139V140H192ZM214 141V142H212V140ZM224 141H223V140ZM243 141H242V140ZM259 139V140H258ZM44 140V141H43ZM43 142H45V140L46 139H44V137H43ZM108 140V143L106 142ZM115 140V141H114ZM119 140H121V141H123V140H125V141H123V142H120ZM140 140V141H139ZM177 140V141H176ZM179 140V141H178ZM181 140V141H180ZM192 140V141H191ZM196 140V141H195ZM207 140V144L205 143V141ZM18 141V142H17ZM32 143H31V142ZM35 141V142H34ZM110 141H112V142H110ZM117 141V142H116ZM118 141H119V144L120 145H122L121 147H120V145H116V144H118ZM132 141H133V143H132ZM139 141V142H138ZM175 141V142H174ZM202 141V142H201ZM227 143H226V142ZM245 141V142H244ZM19 142H20V144H19ZM113 142L115 143V144H113ZM126 143V145H125V143ZM128 142V143H127ZM138 142V143H137ZM146 142V143H145ZM151 142V143H150ZM160 142V143H159ZM163 142V143H162ZM166 142V143H165ZM171 142V143H170ZM182 142V143H181ZM198 144H197V143ZM216 142V143H215ZM223 142H224V144H223ZM16 143H17V145H16ZM24 143H25V145H24ZM59 143H61L62 145H59ZM136 143V144H135ZM142 143V144H141ZM156 143V144H155ZM168 143V144H167ZM175 143V144H174ZM196 143V144H195ZM200 143H201V145H200ZM19 144V145H18ZM32 144V145H31ZM109 144V145H108ZM140 144V145H139ZM152 144V145H151ZM165 145V147H164V145ZM167 144V145H166ZM172 144V145H171ZM178 144V145H177ZM183 144V145H182ZM185 144V145H184ZM13 145V146H12ZM25 146V147H23V146ZM28 145V146H27ZM104 145H105V147H104ZM128 145V146H127ZM135 145V146H134ZM149 145H150V148H149ZM154 145H155V147H154ZM170 146L168 149H169V151H167L166 149V146ZM177 145V146H176ZM192 145V146H191ZM210 145V146H209ZM218 145V146H217ZM17 148H16V147ZM19 146H20V148H19ZM64 146V147H63ZM101 146H102V148H101ZM162 146V147H161ZM176 146V147H175ZM200 146V147H199ZM202 146H203V149H207V150H202L201 148H202ZM212 146V148H210ZM220 146H222V147H220ZM225 146V147H224ZM51 147H53V148H51ZM66 147V148H65ZM112 147H114L113 149H111ZM116 147V148H115ZM126 147V148H125ZM128 147H130L131 148V150H130V152H128ZM136 147V148H135ZM138 147V148H137ZM161 147V148H160ZM173 147H175L174 149H173ZM180 147V148H179ZM184 147V148H183ZM193 147V148H192ZM204 147H206V148H204ZM214 147V148H213ZM48 148V149H47ZM62 148H65V150L64 149H62ZM108 148V149H107ZM136 150H135V149ZM144 148V149H143ZM157 148V149H156ZM158 148H160L161 150H159ZM188 148H189V150H188ZM200 149V153H199V151H197V150H199ZM208 148H210V149H208ZM18 149H19V151H18ZM29 149V150H28ZM51 149H53V150H51ZM104 149V150H103ZM117 149H118V151H117ZM120 149V150H119ZM123 151H122V150ZM155 149V150H154ZM165 149V150H164ZM181 149V150H180ZM186 149V150H185ZM21 150H23V151H21ZM51 150V151H50ZM61 152H60V151ZM101 150V151H100ZM112 151V152H110V151ZM116 152H115V151ZM135 150V151H134ZM160 152H159V151ZM172 150V151H171ZM209 150H210V152H209ZM215 150V151H214ZM18 151V152H17ZM122 153H121V152ZM125 151H127V152H125ZM134 151V152H133ZM137 151L139 152V153H137ZM149 151V152H148ZM154 151V152H153ZM163 151V152H162ZM167 151V152H166ZM174 151V152H173ZM181 151H182V153H181ZM203 151H205L206 152V154L203 152ZM8 152V153H7ZM23 152V153H22ZM66 152V153H65ZM104 152V153H103ZM114 152V153H113ZM158 152V153H157ZM177 152V153H176ZM187 152V153H186ZM193 152V153H192ZM202 152V153H201ZM61 153V154H60ZM102 153V154H101ZM109 153V154H108ZM112 153V154H111ZM116 153V154H115ZM121 153V156L122 155H125V156H120L119 154ZM129 153V154H128ZM145 153V154H144ZM147 153V154H146ZM173 154V156H171L172 154ZM176 153V154H175ZM183 153H186V154H183ZM195 153V154H194ZM198 153V154H197ZM18 154V155H17ZM24 154V155H23ZM110 155V156H108V155ZM114 154V155H113ZM132 154V157L131 156H129L128 158H127V155H131ZM133 154L135 155V156H133ZM139 154H140V158H139ZM163 154V155H162ZM170 154V155H169ZM181 154V155H180ZM191 154V155H190ZM212 154H215L214 156L215 157H212L213 155ZM7 155V156H6ZM16 155V156H15ZM23 155V156H22ZM53 155V156H52ZM105 155V156H104ZM112 155V156H111ZM138 155V156H137ZM142 155V156H141ZM176 157H175V156ZM178 155V156H177ZM184 155V156H183ZM187 155V156H186ZM190 157H189V156ZM196 157H195V156ZM198 155V156H197ZM200 155H202V156H204V159H203V157L202 156H200ZM261 155V156H260ZM9 156V157H8ZM23 158H22V157ZM25 156H27V157H25ZM56 156H58V157H56ZM146 158H145V157ZM150 156V157H149ZM168 156H170V158H168ZM194 156V157H193ZM219 157V158H217V157ZM223 156V157H222ZM262 156H263V158H262ZM11 157V159H9ZM14 157V158H13ZM31 157V158H30ZM48 157V158H47ZM107 157V158H106ZM119 157V158H118ZM148 157V158H147ZM192 157V158H191ZM199 157H202V158H199ZM258 157V158H257ZM16 158V159H15ZM20 158H22V160L20 159ZM51 159V161H53L52 162V164H51V161H50V159ZM63 158V159H62ZM131 158H132V160L134 161V164H132L133 163V161L131 162ZM145 160H144V159ZM161 160H160V159ZM166 158H168V160L166 159ZM185 158V159H184ZM188 158V159H187ZM194 158V159H193ZM206 158H209L208 160L206 159ZM214 158H216V159H214ZM242 158H243V160H242ZM5 159V160H6ZM13 159V160H12ZM18 159V160H17ZM71 160V162H73V163H69L70 162V160ZM105 159V160H104ZM116 159H117V161H116ZM120 159V160H119ZM123 161H122V160ZM127 159H130V160H127ZM153 159V160H152ZM166 161H165V160ZM182 161V162H180V160ZM191 159V160H190ZM200 159L202 160L201 162H200ZM262 159V160H261ZM19 160H21V161H19ZM77 160V161H76ZM129 161V162H127V161ZM141 160L143 161V162H141ZM151 160V161H150ZM164 160V161H163ZM177 160H178V162H177ZM183 160H184V162H183ZM188 161L189 162V164H188V162H186V161ZM206 160V161H205ZM213 160H214V162H213ZM19 162V163H16V162ZM68 161V162H67ZM107 161V162H106ZM115 161V162H114ZM154 161V162H153ZM157 161H160L161 163H163L162 165H161V163L159 164ZM199 161V162H198ZM203 161H205V162H207V165H206V163L205 162H203ZM208 161H210V162H208ZM218 161V162H217ZM220 161V162H219ZM22 162V163H21ZM24 162V163H23ZM118 164H117V163ZM166 162H168V163H166ZM171 162V163H170ZM186 162V163H185ZM191 162H193V163H191ZM194 162L196 163V164H198V165H196V164H194ZM10 163V164H9ZM57 163V164H56ZM60 163V164H59ZM108 163V164H107ZM110 163V164H109ZM120 163V164H119ZM123 163V164H122ZM126 163V164H125ZM137 163V164H136ZM145 163V164H144ZM152 163V164H151ZM176 163V168L174 167L175 164ZM177 163H181V164H178L177 165ZM209 163V164H208ZM216 163V164H215ZM219 163V164H218ZM222 163V164H221ZM20 164V165H19ZM74 164V165H73ZM76 164V165H75ZM115 164V165H114ZM131 164V165H130ZM148 164V165H147ZM166 164V165H165ZM169 164V166H167ZM183 164H188L187 166H188V168H187V166L185 165V167H184V165ZM194 164V165H193ZM200 164H203V166H204V170L201 168V167H203L202 165L200 166ZM213 164H214V166H213ZM49 165V166H48ZM52 165V166H51ZM71 165V166H70ZM108 165H110V166H108ZM119 167H117V166ZM128 165H130L131 166V171L129 172V166ZM134 165V166H133ZM150 165V166H149ZM155 165V166H154ZM191 165V166H190ZM215 165H217V166H215ZM220 165V166H219ZM24 166V167H23ZM70 168H69V167ZM79 166V167H78ZM123 166V167H122ZM125 166V167H124ZM142 166V167H141ZM156 166H159V167H156ZM166 168H165V167ZM172 166H173V168H172ZM206 166V167H205ZM46 167V168H45ZM51 169H50V168ZM72 167H73V169H72ZM77 167V168H76ZM84 167V168H83ZM138 169H137V168ZM145 167V168H144ZM151 167V168H150ZM167 167H169V168H167ZM191 167V168H190ZM199 167V168H198ZM208 167V168H207ZM209 167H211V168H209ZM216 169H214V168ZM13 170H12V169ZM61 168H63V169H61ZM118 168V169H117ZM126 168V169H125ZM148 168V169H147ZM153 168V169H152ZM155 168V169H154ZM158 168V169H157ZM160 168V169H159ZM161 168H165V170L164 169H161ZM171 168V169H170ZM190 168V169H189ZM198 170H197V169ZM259 168V169H258ZM21 169V170H20ZM22 169H23V171H22ZM70 169H72V170H70ZM77 171H76V170ZM84 169V170H83ZM111 169V170H110ZM114 171H116V172H114ZM122 170V172H121V170ZM125 169V170H124ZM138 170V172H137V170ZM147 169V170H146ZM152 169V170H151ZM189 169V170H188ZM195 170V172H197V173H195L194 172V170ZM200 169H202V170H200ZM209 169H211V170H209ZM44 170H46V171H44ZM47 170H50L49 172H47ZM63 170V171H62ZM141 170V171H140ZM143 170V171H142ZM155 170V171H154ZM159 170V171H158ZM168 171V174H166V176H165V174L164 173H167V171ZM171 170V171H170ZM177 170V171H176ZM191 170V171H190ZM213 170V171H212ZM11 171H13V172H11ZM44 171V172H43ZM59 171V172H58ZM71 171L72 172H74V173H71ZM111 171H113V172H111ZM118 171H120V173L118 172ZM135 173H134V172ZM140 171V172H139ZM152 173H151V172ZM154 171V172H153ZM160 171H161V173H162V175H161V173H160ZM164 171H166V172H164ZM176 171V172H175ZM193 171V172H192ZM203 171V172H202ZM209 171V172H208ZM263 171V172H262ZM22 172V174H20ZM46 172V174H44ZM126 172H128L129 173V176H128V173H126ZM133 172V173H132ZM143 172V173H142ZM147 172H149V173H147ZM164 172V173H163ZM184 172V173H183ZM236 172V173H235ZM263 174H262V173ZM71 173V174H70ZM85 174V175H83V174ZM114 173L116 174L115 176H114ZM122 173V174H121ZM125 173V174H124ZM156 173V174H155ZM158 173V174H157ZM188 175H187V174ZM203 173V174H202ZM218 173V174H217ZM259 173V174H258ZM9 174V175H8ZM12 174V175H11ZM30 174V175H29ZM57 174H59L60 176L62 175V177H60L59 175H57ZM65 174V176H63ZM75 176H74V175ZM136 174H139V175H141V177H139V178H136L137 180H134L135 178H134V176L135 177H137V175ZM147 174H148V176H147ZM155 174V175H154ZM161 176H160V175ZM172 174H173V176H172ZM191 174V175H190ZM216 176H215V175ZM19 175V176H18ZM46 175V176H45ZM49 175V176H48ZM72 175V176H71ZM82 175H83V177H82ZM143 175V176H142ZM164 175V176H163ZM182 175V176H181ZM188 177H187V176ZM190 175V176H189ZM197 175H199V177H198V179H197ZM207 175V176H206ZM219 175V176H218ZM9 176V177H8ZM17 176V177H16ZM51 176V177H50ZM55 176H57V177H55ZM67 176H69L71 179H69V177H67ZM85 176V177H84ZM125 176V177H124ZM154 176V177H153ZM195 176V177H194ZM201 176V177H200ZM243 176V177H242ZM253 176V177H252ZM2 177V176H1ZM13 177V178H12ZM76 177V179H74ZM116 177V178H115ZM123 177V178H122ZM134 179H133V178ZM147 177V178H146ZM148 177H150V178H148ZM152 177V178H151ZM178 177V178H177ZM187 177V178H186ZM192 177H194V178H192ZM208 177H209V179H208ZM13 180H15V181H13ZM15 178V179H14ZM20 179L19 180V182H18V179ZM54 179V182H52V180ZM61 178H64V179H61ZM65 178H66V182L64 183V186H66L65 187V189H63L64 187H63V182L62 181H65ZM73 178V179H72ZM115 178V179H114ZM121 178V179H120ZM126 178H128L127 179V181H126ZM143 178V179H142ZM145 178V179H144ZM158 178V179H157ZM161 178H164V180H162ZM167 180H166V179ZM169 178V179H168ZM174 178H177V179H174ZM180 178V179H179ZM207 178V179H206ZM213 178V179H212ZM50 179H52V180H50ZM80 179V180H79ZM87 179V180H86ZM91 179L93 180L92 182L94 183V185L93 184H91L92 182H91ZM119 179V180H118ZM125 179V180H124ZM162 181H161V180ZM186 179V183H185V180ZM187 179H188V181H187ZM193 179H195V181L193 180ZM204 179V180H203ZM77 180H79V181H77ZM86 180V181H85ZM129 180H130V182H129ZM154 180V181H153ZM166 180V181H165ZM175 180V181H174ZM180 180H181V182H180ZM197 180V181H196ZM215 180V181H214ZM4 181H6V182H4ZM17 181V182H16ZM45 181V182H44ZM47 181V182H46ZM61 181V182H60ZM70 181V182H69ZM74 183V186H72V182ZM90 181V182H89ZM126 181V182H125ZM142 181V182H141ZM143 181H145V182H143ZM152 181V182H151ZM158 181H159V183H158ZM161 181V182H160ZM177 181V182H176ZM190 181V183H188ZM8 182V183H7ZM68 182V183H67ZM117 182H119V183H117ZM132 182V183H131ZM139 182H141V183H139ZM146 182H149V185L146 183ZM163 182V183H162ZM169 184H168V183ZM192 182H193V184H194V182H195V185H193L192 184ZM199 182H200V185H199ZM201 182H203V183H201ZM211 182V183H210ZM214 182H215V184H214ZM216 182H217V184H216ZM19 183V184H18ZM71 183V184H70ZM162 183V184H161ZM165 183V184H164ZM173 183V184H172ZM175 183V184H174ZM176 183H177V185H176ZM0 184V185H1ZM138 184L140 185L139 187H138ZM143 184H146V185H143ZM152 184H153V186H152ZM167 184V185H166ZM188 186H187V185ZM203 184V185H202ZM20 185V186H19ZM50 185H52L51 187H50ZM87 185V186H86ZM89 185V186H88ZM126 185V186H125ZM143 185V186H142ZM156 185V186H155ZM186 185V186H185ZM203 186V189H202V186ZM208 185H210V186H207ZM215 185V186H214ZM12 186V187H11ZM15 186H18V187H15ZM47 186V187H46ZM76 186V188H74ZM93 186V187H92ZM129 186V187H128ZM132 186V187H131ZM134 186H135V188H134ZM137 186V187H136ZM145 186H148V187H151V188H148V187H145ZM163 186V187H162ZM165 186V187H164ZM169 186H171L170 188H168V190H167V187H169ZM180 186V187H179ZM193 186H195L194 188L197 190V192H196V190L195 191H192V190H194V188H193ZM204 186H206V187H204ZM213 186V187H212ZM72 187V188H71ZM79 187H80V189H79ZM85 187H87V188H85ZM163 189H162V188ZM179 187V188H178ZM188 187V188H187ZM190 187H192V188H190ZM210 187H211V189H210ZM236 187V188H235ZM14 188H15V190H14ZM19 188H21V189H19ZM70 188V189H69ZM74 188V189H73ZM96 188V189H95ZM100 188H102L104 191H101L102 189H100ZM147 188V189H146ZM153 188V189H152ZM157 188V189H156ZM159 188H161L160 190H158ZM165 188V189H164ZM187 188V189H186ZM190 188V189H189ZM199 188H201V189H199ZM222 188V189H221ZM43 191H42V190ZM50 189H51V191H50ZM97 189H98V191H97ZM100 189V190H99ZM131 189V190H130ZM152 189V190H151ZM170 189H172L173 191L171 192V190ZM175 189H176V191H175ZM178 189V190H177ZM183 189V190H182ZM199 189V190H198ZM216 189H218V190H216ZM221 189V190H220ZM228 189V190H227ZM50 192H49V191ZM64 190V191H63ZM69 192H68V191ZM74 190V191H73ZM129 190V191H128ZM138 190V191H137ZM142 190V191H141ZM146 190V191H145ZM147 190H149L148 192H147ZM157 192H156V191ZM187 190H190L189 192H186L187 193V195L186 194H184L183 196H182V194L183 193H185V192H183V191H187ZM201 190V192L199 193V191ZM206 190H208V191H206ZM211 190V191H210ZM213 190L215 191V192H217V193H219V194H217V195H215V197L213 196V197H211L212 195H214L213 194ZM235 190V191H234ZM39 191V192H38ZM42 191V192H41ZM55 191V192H54ZM72 191V192H71ZM79 191H81V192H79ZM96 191V192H95ZM151 191V192H150ZM153 191V192H152ZM162 191H164V192H162ZM168 191V192H167ZM175 191V193H173ZM178 191V192H177ZM182 191V192H181ZM192 191V192H191ZM203 191H204V193H203ZM212 192V193H208V192ZM222 191V192H221ZM254 191H255V193H254ZM59 194H58V193ZM61 192V193H60ZM91 192V193H90ZM99 194H98V193ZM101 192H102V195H101ZM130 192V193H129ZM132 192V193H131ZM159 192H160V195H158L159 194ZM171 192V193H170ZM181 192V193H180ZM194 192V193H193ZM207 192V193H206ZM214 192V193H215ZM220 192H221V194H220ZM36 193V194H35ZM41 193V194H40ZM44 193H46V194H44ZM52 193V194H51ZM63 193H64V195H63ZM68 193V194H67ZM74 193V194H73ZM94 195H93V194ZM97 193V194H96ZM108 193V194H107ZM134 193H138L137 195L135 194V195H133ZM146 195H145V194ZM150 193H152V194H150ZM153 193L156 195V197H155V195H153ZM170 193V194H169ZM180 193V194H179ZM190 193H193L190 197H189V195H190ZM203 195H202V194ZM223 193V194H222ZM232 193V194H231ZM62 194V195H61ZM66 194V195H65ZM72 195V197L70 196V195ZM85 194H86V196H85ZM91 194V195H90ZM144 194V195H143ZM163 194V195H162ZM175 194V197H173V195ZM177 194H179V195H177ZM195 194V195H194ZM211 195V196H209V195ZM216 194V193H215ZM254 194V195H253ZM28 195V196H27ZM38 195V196H37ZM42 195V196H41ZM58 195V196H57ZM75 195H76V197H75ZM138 195V196H139ZM151 195H152V198H151ZM158 195V196H157ZM177 195V196H176ZM223 195V196H222ZM7 196H8V198H10V194H7ZM45 196V197H44ZM57 197V198H55V197ZM65 196H67V197H65ZM68 196H70V197H68ZM91 196H93V197H91ZM98 196V197H97ZM134 196V197H133ZM167 198H166V197ZM169 196H171V197H173V198H171V197H169ZM190 198V200H189V198ZM199 196H201V197H199ZM205 196H207V197H205ZM217 196V197H216ZM253 196V197H252ZM260 196V197H259ZM262 196V197H261ZM40 197V198H39ZM47 197V198H46ZM78 197V198H77ZM87 197V198H86ZM99 197H101V198H99ZM145 197V198H144ZM160 197V198H159ZM162 197V198H161ZM169 197V198H168ZM178 197H179V199H178ZM187 197V199L185 200V198ZM203 197V198H202ZM223 197V198H222ZM58 198H60L59 200H57ZM64 198H66V199H64ZM71 198H73V199H71ZM79 198H82V200H80ZM91 198V200H89ZM93 198V199H92ZM95 198V199H94ZM99 198V199H98ZM207 198V199H206ZM221 198V199H220ZM260 198V199H259ZM24 199V200H23ZM39 199V201H37ZM41 199V200H40ZM46 199V200H45ZM48 199H53L52 200V202H51V207H49V208H45V206L43 205L42 206V204L45 202V201H47ZM68 199V200H67ZM78 199V200H77ZM108 199H109V201H108ZM142 199V200H141ZM153 199H155L154 201H156V205L159 207H157V206H155V202L154 201H152ZM158 199H159V201H158ZM161 199H163V200H161ZM170 200V202L168 201V200ZM176 199V200H175ZM196 199V200H195ZM211 199V200H210ZM213 199H214V201H213ZM219 199V200H218ZM88 200V201H87ZM93 200V201H92ZM99 200V201H98ZM100 200H103L102 202H103V204H102V202H100ZM104 200H106V202L104 201ZM173 200H175L174 202H172ZM178 200H180V201H178ZM189 200V201H188ZM192 200H194V202L192 201ZM222 200V201H221ZM258 200V201H257ZM37 201V202H36ZM57 201H60V202H57ZM63 202V204H62V202ZM74 201V202H73ZM81 201V202H80ZM85 201H87V202H85ZM144 201V202H143ZM161 201V202H160ZM209 201H211V202H209ZM253 201V202H252ZM0 202H1V199H0ZM42 202V203H41ZM71 202V203H70ZM77 202V203H76ZM83 202V203H82ZM105 202V203H104ZM143 202V203H142ZM154 204H153V203ZM159 202V203H158ZM176 202V203H175ZM178 202V203H177ZM183 202V203H182ZM188 202V203H187ZM198 202V203H197ZM207 202V203H206ZM216 202V203H215ZM218 202V203H217ZM220 202V203H219ZM29 203V204H28ZM60 203V204H59ZM67 203H70V205L68 204L67 205ZM72 203H74V204H72ZM95 203V204H94ZM112 205V206H110V204ZM149 203V204H148ZM196 203V204H195ZM210 203V204H209ZM222 203V204H221ZM232 203V204H231ZM242 203V204H241ZM254 203V204H253ZM31 204V205H30ZM59 204V205H58ZM98 204V205H97ZM164 204H167L166 206H162V205H164ZM171 204V205H170ZM206 204V206H204ZM213 204V205H212ZM218 204V205H217ZM219 204H221V205H219ZM22 205V206H21ZM35 205H36V207H35ZM40 205V206H39ZM55 205V206H54ZM103 205V206H102ZM152 207H151V206ZM188 205H189V207H188ZM191 205H192V207H191ZM194 205V206H193ZM203 205V206H202ZM212 205V206H211ZM215 205V206H214ZM252 205H253V208H252ZM255 205V206H254ZM35 208H34V207ZM57 206V207H56ZM83 206V207H82ZM101 206V207H100ZM109 206V207H108ZM164 208H162V207ZM167 206H168V208H167ZM220 206H222V207H220ZM247 208H245V207ZM16 208V210H15V208ZM23 207V208H22ZM27 207V208H26ZM30 207V208H29ZM33 207V208H32ZM38 207H40V208H38ZM43 207V208H42ZM56 207V208H55ZM72 207H73V209H72ZM170 207V208H169ZM200 207V208H199ZM215 209H214V208ZM220 207V208H219ZM225 207V208H224ZM238 207V208H237ZM263 207V208H262ZM19 208V209H18ZM28 209L29 210V213L28 214H25L24 215V209ZM36 208H38V209H36ZM55 208V209H54ZM72 210H71V209ZM112 208V209H111ZM162 208V210H161V212L159 211L160 209ZM167 208V209H166ZM197 208V209H196ZM206 208L208 209V210H206ZM211 208V209H210ZM224 208V209H223ZM242 208V209H241ZM252 208V209H251ZM88 209H90V210H88ZM97 209V210H96ZM103 209H105V210H103ZM111 209V210H110ZM157 209H159V210H157ZM213 209V210H212ZM219 209H221L220 211H219ZM33 210V211H32ZM34 210H36V211H34ZM40 210V211H39ZM56 212H55V211ZM75 210V211H74ZM155 210V211H154ZM193 210V211H192ZM209 210H211V213H210V211ZM233 210V211H232ZM252 212H251V211ZM39 211V213L37 214V212ZM49 211V212H48ZM54 211V212H53ZM69 211V212H68ZM96 211V212H95ZM100 211V212H99ZM108 211V212H107ZM116 213H115V212ZM168 211V212H167ZM173 211V212H172ZM192 211V212H191ZM198 211V212H197ZM205 211V212H204ZM222 211V212H221ZM16 212L18 213V214H16ZM21 212V213H20ZM61 212V213H60ZM80 212V213H79ZM87 212H88V214H87ZM102 212V213H101ZM155 212V213H154ZM194 212V213H193ZM205 213V215H204V213ZM210 213V214H208V213ZM216 212V213H215ZM232 212V213H231ZM244 212V213H246V214H242V213ZM33 213L36 215L35 216V218L33 219L32 217H34V215H33ZM65 213V214H64ZM68 213H70L69 214V216H68ZM98 215H97V214ZM191 213V214H190ZM201 213H203V214H201ZM220 213H221V215H220ZM32 214V215H31ZM58 214H60V215H58ZM63 214V215H62ZM76 214V215H75ZM80 214V215H79ZM107 216H106V215ZM115 214V215H114ZM156 214V215H155ZM159 214V215H158ZM195 216H194V215ZM207 214H208V216H207ZM215 214V215H214ZM218 216H217V215ZM12 215H13V217H12ZM31 215V216H30ZM39 215H40V217H39ZM42 215V216H41ZM64 216V217H60V216ZM78 215V216H77ZM82 215V216H81ZM86 217H85V216ZM95 215L97 216V218L95 217ZM102 215H104V216H102ZM155 215V216H154ZM177 215L179 216V217H177ZM202 215V216H201ZM24 218H23V217ZM75 216V217H74ZM79 216H81V217H79ZM100 216V217H99ZM105 216H106V218H105ZM161 218H160V217ZM167 218H166V217ZM172 217V216H174V217H176V218H178L179 219V224H178V227H177V224H174V223H171L170 222V217ZM197 216V217H196ZM206 216V217H205ZM213 216V217H212ZM220 216V217H219ZM238 216V217H237ZM58 217V218H57ZM65 217H68V218H70L69 219V221H68V218L66 219ZM78 217V218H77ZM89 217V218H88ZM165 217V218H164ZM189 217V218H188ZM214 217H215V220H214ZM217 217V218H216ZM232 217V218H231ZM242 219H241V218ZM12 218H13V220H12ZM37 218H38V220H37ZM47 218V219H46ZM52 218H53V220H52ZM63 218H64V220H63ZM74 218V219H73ZM77 218V219H76ZM86 218V219H85ZM203 219V220H200V219ZM240 218V219H239ZM33 219V221H31ZM90 219V220H89ZM94 219V220H93ZM97 219V220H96ZM102 221H101V220ZM116 219V220H115ZM162 221H161V220ZM168 219V220H167ZM185 221H184V220ZM190 219V220H189ZM245 221H244V220ZM257 219V220H256ZM57 220H61V222L62 223H60V221H58V222H56ZM66 220V221H65ZM74 220H75V222H74ZM208 220V221H207ZM218 220V221H217ZM226 222H225V221ZM230 220V221H229ZM241 222H240V221ZM12 223H11V222ZM23 221V222H22ZM28 223H27V222ZM72 221V222H71ZM83 221V222H82ZM104 221V222H103ZM182 221V222H181ZM201 221H203V222H201ZM207 221V222H206ZM222 221V222H221ZM231 221H232V223H231ZM21 222V223H20ZM70 222V223H69ZM78 222V223H77ZM89 222H90V224H89ZM102 222V223H101ZM108 224H107V223ZM160 222V223H159ZM215 224H214V223ZM216 222H218V223H216ZM227 222H230L231 223V225H230V223H227ZM7 223V224H6ZM58 223V224H57ZM65 223V224H64ZM67 223V224H66ZM88 225H87V224ZM111 223V224H110ZM158 223V224H157ZM181 223V224H180ZM204 224L205 226L207 225V228H208V230H207V228H204L203 229V226L204 225H202V224ZM242 223V224H241ZM254 223V224H253ZM26 225V228H24L25 226H23V225ZM29 224H30V226H29ZM37 224H39V226H40V228L43 230V232L44 233H46L47 232V238H48V244H47V246L46 245H44V246H46V247H44V246H42V247H40V248H38L37 249V252H35L34 254H33V256H31V250H30V248H25L24 246H25V241H24V233H25V230L26 229H30V228H33V227H36V225ZM60 224V225H59ZM73 224V225H72ZM78 224H82L81 226H79ZM110 224V225H109ZM171 226V227H169V225ZM188 224V225H187ZM191 224V225H190ZM195 226H194V225ZM214 224V225H213ZM218 224V226H216ZM244 224H246L247 225V228H245L246 227V225H244ZM261 224V225H260ZM7 225H9V227L7 226ZM11 225V226H10ZM28 225V226H27ZM61 225H63V226H61ZM69 225V226H68ZM75 225V226H74ZM101 225V226H100ZM112 225V226H111ZM134 225V226H133ZM168 225V226H167ZM179 225H180V229H179ZM193 225V226H192ZM213 227H212V226ZM244 225V226H243ZM23 226V227H22ZM33 226V227H32ZM38 226V225H37ZM42 226V227H41ZM73 226V227H72ZM85 226V227H84ZM88 226V227H87ZM95 226V227H94ZM103 226V227H102ZM105 226V227H104ZM189 226L191 227V230H190V228H189ZM197 226H199V227H197ZM204 226V227H205ZM242 226V227H241ZM262 226V227H261ZM28 227V228H27ZM52 227V228H51ZM102 227V228H101ZM113 227V228H112ZM115 227V228H114ZM132 227V228H131ZM136 229H135V228ZM177 227V229H175ZM188 227V228H187ZM201 227V228H200ZM212 227V228H211ZM232 227V228H231ZM235 227V228H234ZM23 228H24V230H23ZM68 228V229H67ZM88 228V229H87ZM95 228V229H94ZM100 228V229H99ZM107 228L109 229V230H107ZM185 228V229H184ZM210 228H211V230H210ZM220 228H221V230H220ZM226 229L227 230V232H226V230H224V229ZM228 228V229H227ZM243 228L245 229V230H247V231H245V230H243ZM260 228L262 229V230H260ZM2 229V230H1ZM7 231H5V230ZM56 229V230H55ZM69 229H70V231H69ZM102 229V230H101ZM183 229V230H182ZM201 229V230H200ZM204 231H203V230ZM206 229V230H205ZM214 229H215V231H214ZM258 229V230H257ZM3 230H4V232H3ZM23 230V231H22ZM31 230H33V229H31ZM75 230V231H74ZM82 230V231H81ZM113 230V231H112ZM116 230V232H114ZM189 230V231H188ZM198 230H200V231H198ZM219 230V231H218ZM232 230L234 231V232H232ZM2 231V232H1ZM73 231V232H72ZM87 231V232H86ZM94 231V232H93ZM104 231V232H103ZM110 231V232H109ZM149 231V232H148ZM209 233H208V232ZM221 231H223L222 232V235H223V237H224V235H225V237L223 238L222 236H220L221 235ZM237 231V232H236ZM258 231V232H257ZM260 231V232H259ZM10 232V234L9 235H7V233H9ZM22 232H24V233H22ZM60 232H62V233H60ZM76 232V233H75ZM79 232V233H78ZM109 232V233H108ZM183 232V233H182ZM240 232V233H239ZM262 232V233H261ZM12 233V234H11ZM71 233V234H70ZM83 233V234H82ZM120 233V234H119ZM197 233H198V235L199 234H202V235H199V237H198V235H197ZM228 235H227V234ZM230 233V234H229ZM233 233V234H232ZM248 235H247V234ZM252 233V234H251ZM16 234V235H15ZM59 234L60 235H62V236H59ZM64 234V235H63ZM75 234H77V235H75ZM86 234V235H85ZM236 236H235V235ZM243 234V235H242ZM244 234H245V236H244ZM7 235V238L5 239V237L4 236H6ZM23 235V236H22ZM45 235V236H46ZM52 235V236H51ZM75 235V238L73 237ZM82 235H84V236H82ZM93 235V236H92ZM105 235V236H104ZM110 235H111V237H110ZM120 235H121V238H120ZM219 237H218V236ZM231 235H233V236H231ZM249 235H252V236H249ZM261 235H262V238H261ZM13 236V237H12ZM63 236H65V237H63ZM69 236V237H68ZM86 236V237H85ZM88 236H89V238H88ZM209 236V237H208ZM217 238V239H219V240H217L215 237ZM230 236V237H229ZM235 236V237H234ZM238 236V237H237ZM249 238H248V237ZM61 237V238H60ZM63 237V238H62ZM74 238V239H72V238ZM84 239H83V238ZM105 237H106V239H105ZM119 237V238H118ZM195 237V238H194ZM204 237V238H203ZM211 237V238H210ZM245 237V238H244ZM20 238V239H19ZM23 238V239H22ZM51 238V239H50ZM85 238H86V240H85ZM190 238H191V241H190ZM199 238H200V241H199ZM213 238V239H212ZM215 238V239H214ZM232 238H234V239H232ZM235 238H236V240H235ZM259 238H261V240L259 239ZM4 239V240H3ZM83 239V240H82ZM121 239L123 240L122 242L123 243H119L120 241H121ZM225 239V240H224ZM241 239H245V240H242L241 241ZM251 239V240H250ZM54 240H55V242H54ZM92 240V241H91ZM98 240V241H97ZM214 240V241H213ZM232 240H234L233 242H232ZM53 243H52V242ZM61 241V242H60ZM63 241H64V243H63ZM79 241V242H78ZM84 241V242H83ZM94 241V242H93ZM105 241V243L103 244V242ZM203 242V244H202V242ZM227 241V242H226ZM229 241V242H228ZM24 242V243H23ZM59 242V243H58ZM81 242V243H80ZM88 242V243H87ZM187 242H188V244H187ZM196 242V243H195ZM211 242H213V243H211ZM222 244H221V243ZM236 242H237V244H236ZM248 242H249V245L252 247V248H254V251H255V253H254V257L253 258H250V259H247V255L249 254L248 252H246V254H245V250L243 249V248H246V246H245V244H247V246H248ZM16 243V244H15ZM21 243V244H20ZM56 243H57V245H56ZM62 243V244H61ZM96 243H98V245L96 244ZM100 243V244H99ZM108 243V244H107ZM185 243H186V245H185ZM206 243V244H205ZM208 243H210V244H208ZM214 243H215V245H214ZM230 243V244H229ZM242 243V244H241ZM245 243V244H244ZM50 244V245H49ZM60 244V245H59ZM72 244V245H71ZM92 244V245H91ZM184 244V245H183ZM192 244H193V246H192ZM206 245V247H205V245ZM218 244V245H217ZM260 246H258V245ZM262 244V245H261ZM5 245H7V247H5ZM50 247H49V246ZM102 245V246H101ZM103 245H104V247H103ZM116 245V246H115ZM207 245H208V247H207ZM217 245V246H216ZM221 245V246H220ZM224 247H223V246ZM227 245V246H226ZM16 246V247H15ZM54 248H53V247ZM59 248H58V247ZM63 246V247H62ZM67 246H72V248L70 249V248H67ZM76 246V247H75ZM106 246V247H105ZM192 246V247H191ZM197 246H198V248H197ZM214 247V249H213V247ZM216 246V247H215ZM229 246V247H228ZM231 246V247H230ZM22 247V248H21ZM49 247V248H48ZM75 247V248H74ZM93 247H94V249H93ZM99 247V248H98ZM109 247V248H108ZM186 247V248H185ZM223 247V248H222ZM228 247V248H227ZM238 247H239V249H238ZM256 247V248H255ZM4 248H6V249H4ZM13 248V249H12ZM15 248V249H14ZM19 248H21L20 250H19ZM48 248V249H47ZM52 249V250H54V252L52 251V250H49V249ZM57 248V249H56ZM74 248V249H73ZM90 248V249H89ZM97 248V249H96ZM181 249V251H180V249ZM185 248V249H184ZM199 248H200V250H199ZM203 248H204V250H203ZM241 248V249H240ZM45 251L44 253H43V250ZM58 250V251H56V250ZM62 251H61V250ZM80 249H82V250H80ZM230 249V250H229ZM2 250V251H1ZM13 250H14V252H13ZM23 250H25L24 252H23ZM29 252H27V251ZM67 250V252H65V251ZM68 250H70V251H68ZM73 250V251H72ZM99 250V251H98ZM192 250V251H191ZM249 250V249H248ZM257 250H258V252H257ZM21 252V254H23L24 256L26 255V256H28L27 257V260H26V256H25V258H24V256H22L21 254H20V252ZM41 251V252H40ZM90 251H91V253H90ZM185 251H186V254L187 255H185L184 253H185ZM189 251H190V254H189ZM198 251V252H197ZM247 251V250H246ZM14 254H13V253ZM52 252V253H51ZM57 252V254H55ZM74 252V253H73ZM83 252V253H82ZM85 252V253H84ZM97 252V253H96ZM182 252H184L183 254H182ZM188 252V253H187ZM4 253H5V255H4ZM17 253V254H16ZM41 255H40V254ZM61 255V257H60V255ZM72 253V254H71ZM99 253H101V254H103V255H101V254H99ZM179 253H180V255H181V257H180V255H179ZM191 253H192V255H191ZM195 253V254H194ZM198 255H197V254ZM200 253V254H199ZM227 253H226V255H227ZM242 253H244L243 254V256H242ZM260 253H262V254H260ZM7 254V255H6ZM29 254V255H28ZM43 254V255H42ZM53 254V255H52ZM55 254V255H54ZM67 254V255H66ZM71 254V256L69 257V255ZM194 254V255H193ZM18 255V256H17ZM40 256V258L38 259V257ZM57 255H58V257L60 258V260H59V258H57V261L55 262V260L56 259H53V258H56L57 257ZM80 255V256H79ZM96 255V256H95ZM183 255H184V257H183ZM4 258H3V257ZM10 257V258H8V257ZM22 258H21V257ZM52 256V257H51ZM54 256V257H53ZM65 256H67V257H65ZM88 256V257H87ZM92 256V257H91ZM157 256V257H156ZM187 256H189L190 258H188ZM207 256H210V255H207ZM242 256V257H241ZM263 256V257H262ZM19 257V259H17ZM30 257V258H29ZM46 257H48L49 259H47ZM51 257V258H50ZM74 257V258H73ZM95 257V258H94ZM101 257V258H100ZM192 257V258H191ZM257 257H258V259H257ZM260 257V258H259ZM15 258V259H14ZM29 258V259H28ZM32 258H33V260H34V258H35V260L34 261H36V262H34L33 263V260H32ZM64 258V259H63ZM70 258V259H69ZM84 258V259H83ZM86 258H89V259H86ZM180 258H181V260H182V262L180 261ZM185 258V259H184ZM193 258H194V260H193ZM209 258V257H208ZM262 258V259H261ZM4 259H11L10 261L11 262H9V261H6V260H4ZM25 259V260H24ZM42 259V261H39V260H41ZM68 259V260H67ZM80 261H79V260ZM81 259H83V260H81ZM186 259H188V260H191L190 262H192V263H190L188 260H186ZM20 260V261H19ZM28 260H30V261H28ZM45 260H48V261H45ZM62 260H64V261H62ZM69 262H67V261ZM231 260V261H230ZM249 262H248V261ZM251 260V261H250ZM258 260V261H257ZM16 261V262H15ZM18 261H19V263H18ZM71 261V262H70ZM74 261V262H73ZM243 261V262H242ZM78 262V263H77ZM252 262V263H251ZM5 264V263H4ZM39 264V263H38Z\"/></svg>",
  "mask_w": 264,
  "mask_h": 264
},
{
  "label": "bare ground",
  "instance_id": "bare-ground-1",
  "mask_svg": "<svg viewBox=\"0 0 264 264\" xmlns=\"http://www.w3.org/2000/svg\"><path fill=\"white\" fill-rule=\"evenodd\" d=\"M2 1V2H1ZM0 2V51L1 50H3V49H7L8 51H10L11 52V54H12V56H10L11 57V62L12 63H10V64H12L11 65V67H12V71H11V73L10 74H8V76H5V77H3V78H0V181H1V178H3L4 176H6L7 175V173L9 172V166H8V162H7V159L6 158H4L3 157V154H2V146H3V144H5L7 141H8V138H7V135H8V133H9V135L10 134H13V126L15 125V127L17 126L16 124L17 123H19L20 121H22L23 119V116H22V120H20L19 122L18 121H15L17 118L16 117H19V116H21L20 115V113H18L19 114V116L18 115H15L16 113H14V115H13V111L15 110V107H14V103H18V102H20L21 104H20V108L21 107H27L28 109L29 108H31L32 109V113H33V116L31 117L32 119H33V121H32V123L31 124H33V126L32 127H34L35 128V133H36V136L38 137V141H40V142H42L41 143V145H39L40 146V156L38 157V160H31V162H29L28 163V165H25L26 166V169H27V173H30V172H32V171H36L35 172V174L33 175V177H29L28 178V180L29 181H34V180H38L36 183H38L37 184V187H36V189H35V191L38 189V190H40V187L42 188L43 187V185H44V183H43V180H42V168L44 167V166H46L47 165V163H49V162H47L48 161V159H46V157H45V144H48V145H54V142H53V135L55 134L56 135V133H61L62 134V136H63V138H64V140L65 141H62V142H65L66 143V146H68V148H69V152H67V154L69 153V157L70 158H72L73 160L74 159H76L77 157H79V159H80V161H81V164H82V166H84V167H86V170L88 169V175L89 176H91V178H97L100 182H102L104 185H106L105 187H107V192L109 193V196H108V198H110V202H112L113 204H114V207L113 208H116V209H114L115 211L116 210H118V211H116L117 212V219H118V216H119V218L123 221V230L125 231V232H123V234H127L128 232H127V229H128V226H129V223H132V220L134 219V218H137L138 220H140V221H142V222H145L147 225H149V226H151V227H153L154 229L156 228L157 230H158V233H159V236H160V238H161V240H160V243L158 244V247H159V254L161 255L160 257H158L157 258V260H156V262H155V264H179V261H178V259H177V257H176V247H178L179 245H181L182 244V242L184 241L185 242V240L188 238V236L189 235H186V236H180V234L179 233H177V232H172V231H169V230H171L170 228H169V230L167 229V228H164L163 230L160 228H158V227H161L163 224H161V225H159L158 227L156 226V221H158V218H157V216H155V217H153V218H155L154 220L152 219V215H151V217H149L148 215V212L150 213V212H152V209L148 206H139L138 205V200L140 199V197L142 196V195H139V194H141V192L138 194V193H134L133 195H137V197L139 198H131V197H129L128 195H126V191L124 192L123 191V189H121L119 186H121L120 184L119 185H117V184H115V183H113L112 182V180H110V177L109 176H107V175H104V174H102V172H101V166H100V164L97 162V160H96V156H97V153H98V150H97V147L101 144H104L103 142H105L104 141V136L101 134V132L99 133V132H95V133H91V131L90 132H88V130L86 129V127L88 126H86V124H87V121L86 122H84L83 120H81L80 118H82V117H84V116H82V117H79V115L80 114H78V116H69V114H66V112L65 111H61V107H60V105H58V103L56 102V101H53V100H50V99H45L46 97H45V94L46 93H44L45 92V90L46 89H44V90H41V88H40V83H41V81H43L44 82V78H41V79H43V80H40L39 79V75L36 73V75H38V76H32V78L31 79H28L27 80V77H26V79H25V75H23V71H24V69H29L30 68V65H27V61L26 60H24V58H23V52L25 51V49L30 45V42H31V44H32V40L34 39V40H39L38 38H37V36H36V34H35V37H34V32L33 31H29V32H25V31H22L23 30V28L24 27H22V29L20 30V28L18 29L17 28V30H19L18 31V33H13V28L12 27H10V26H8V23H9V21H11V20H9L8 18H12V14H11V17H8V14H7V11H9V10H11L12 8H13V5H15V4H18V3H20V0H1ZM32 1V0H31ZM34 1V0H33ZM43 1V0H42ZM49 1V0H48ZM53 1V0H52ZM52 1H50L51 2V4H52ZM77 3H80V5H82V4H84V8H87V6H86V4L87 3H89V2H92V4H94V5H92L93 7H91L92 8V11L91 10H89L90 8L88 7L87 9L90 11V13L89 14H92V19H94L95 20V23H96V25L91 29V31H89V34L90 35H92V37H94V36H97V37H101V44L103 45V50H101L102 52H103V54L100 56V60H99V64H100V67H101V70L103 69L104 70V74H105V76H103V78H102V82H105V83H107L108 82V80H110L109 78H110V75H111V73L112 74H114V71L116 70V65L114 64L115 62H117V64H119V66L118 67H120L122 64V62H123V60H126V58L127 57H129V58H133V57H135V56H137V55H139V54H141L142 55V53H141V51L142 50H144V52L145 51H147L148 50V48H149V50L151 49V47H149L150 45V42H149V31H150V29H151V31H152V33L150 34V35H153V37H157V35H160V34H164V32H166L167 33V37L169 38V37H173L174 39H175V41H177V42H179V45H176V47H174L175 45H172L173 47H171V48H175L176 49V51H177V53H178V55H177V59H175V60H169V66H171V63H173L172 65L174 66V70L173 69H171V70H173L172 72H173V75H170V73H171V70L168 72L169 73V75H168V73L166 72V67H164L165 68V72L162 70V72H160L161 71V68H162V66H161V68H159L158 69V71L160 72V73H163V74H165V73H167L166 75H168L167 77L168 78H170V79H172V82L174 83V85L173 86H175L176 87V83H178L177 81H179V80H181L182 81V77H181V72H182V67H184V65H183V60L185 61V63H186V54H188V53H191L192 55L194 54L195 55V57L197 56V55H199L198 53H201L202 55L200 56V59L201 58H203V60H201V62L203 61V63L206 65V67L204 68L203 67V69H206V70H204L205 72H206V79L208 80L207 82H208V84L211 86V94H212V96H210V98L211 97H214L213 99H211V102H212V105H211V103H210V105H211V107L214 105L215 106V110L217 111V113H216V111H215V113L216 114H219L220 116L218 117V119L217 120H219V121H222L223 123V127H224V129H225V131L223 130V129H220V130H222V132L224 131V133L225 134H223L222 132L219 134V135H221V134H223V135H226V138H227V141H228V146H229V149H230V151H231V153L233 154V155H236V154H238V155H240V152H239V149H238V146H237V144L232 140L231 141V136H230V134H231V131H230V133H229V130H232L231 128H230V123L228 122V123H226L227 121H228V117L226 116V113L227 114H229L228 113V108H227V110H226V107L228 106V104H230V102H228V99H227V101H226V97H225V95L223 94V93H225V91L224 92H220V90H218L219 89V87L220 86H218V85H220L221 83H217L218 85H216V80H215V75H216V73H213L212 71V65H213V62L216 60V58L218 57H221V58H224V57H222V55H224V52H225V50H227L226 48H223L224 46H226V45H224V44H226L225 42L227 41V39H229V41H230V37H229V35H227L229 32H225L223 35L221 34L222 32H220L221 30L222 31H224L223 30V28L225 27V26H222L223 28H221L220 26L221 25H219L218 24V15L216 16V11H215V6L216 5H218V6H220V4H222V2H223V0H206L207 1V5H203V3H205V2H202L201 0H178L179 2H182V3H179V4H182L183 6V8L184 9H182V11L184 10V12H188L187 13V15H188V18H186V20L185 21H181L180 22V20H178L179 18H178V15L179 14H181V13H179V14H176V12H174V10L172 11V9H176V6L177 7H179L180 5H178V2H177V4H176V6L173 4V3H176V0H95V3H94V0H75ZM74 1V2H75ZM169 1V2H168ZM209 1V2H208ZM243 1V0H242ZM245 1V0H244ZM247 1V0H246ZM245 1V2H246ZM257 1V0H256ZM263 1V0H262ZM38 2H39V0H38ZM49 2V3H50ZM62 1H60V3H61ZM69 2V1H68ZM73 2V1H72ZM173 4L174 6H173V8H170V7H172V6H169V4ZM171 2V3H170ZM254 2H255V0H254ZM57 3H59L58 1H57ZM65 3V2H64ZM70 3H71V1H70ZM107 3H109V5H107ZM241 3V2H240ZM249 3V2H248ZM252 3V2H251ZM257 3H258V1H257ZM69 4V3H68ZM20 5H21V3H20ZM42 5H45V4H42ZM47 5V4H46ZM235 5V4H234ZM252 5V4H251ZM255 5H256V3H255ZM16 6V5H15ZM18 6V5H17ZM16 6V7H17ZM29 6H30V3H29V1L28 2H25V4H23L22 6H21V10L22 9H24V10H27L26 11V13L28 12V10H29ZM169 6V7H168ZM242 6V5H241ZM258 6V5H257ZM263 6V7H262ZM261 6V9L259 8V10L257 11V12H255V13H261L260 15L262 16V19H260V20H263L264 21V3H263V5ZM20 7V6H19ZM32 7V6H31ZM35 7V6H34ZM37 7H39V5L37 6ZM46 7V6H45ZM48 7V6H47ZM46 7V8H47ZM51 7H53L52 5H51ZM181 7V6H180ZM181 7V8H182ZM253 7V6H252ZM18 8V7H17ZM223 8V7H222ZM232 8V7H231ZM255 8V7H254ZM32 9V8H31ZM40 9H41V7H40ZM43 9V8H42ZM178 9H180V8H178ZM178 9H177V11H178ZM252 8L249 6V5H245L244 7H243V10L241 11L242 13H241V19H243V18H245L246 19V21H247V19H248V17L249 16H251L252 14V10H251ZM13 10V9H12ZM46 10H48V9H46ZM45 10V13L46 12H48V11H46ZM51 10V9H50ZM240 10V9H239ZM19 11H20V9H19ZM42 11V10H41ZM40 11V12H41ZM54 11H55V9H54ZM53 11V12H54ZM56 11L58 12V10L56 9ZM59 11H61V10H59ZM84 11V10H83ZM176 11V10H175ZM181 11V9L178 11V12H182ZM32 12V10H29V13H31ZM36 12H38V11H36ZM184 12H183V14H184ZM251 12V13H250ZM19 13V12H18ZM22 13V12H21ZM24 13V12H23ZM44 13V12H43ZM51 13V12H50ZM55 13V12H54ZM226 13V12H225ZM34 14V13H33ZM32 14V15H33ZM36 14V13H35ZM42 14V13H41ZM14 15V14H13ZM29 15V14H28ZM46 15V14H45ZM51 15H53V13L51 14ZM185 15H186V13H185ZM233 15V14H232ZM257 15H259V14H257ZM40 16V15H39ZM50 16V15H49ZM54 16H55V14H54ZM183 16V15H182ZM181 16V17H182ZM255 16H256V14H255ZM28 17V16H27ZM37 17V16H36ZM88 17V16H87ZM228 17V16H227ZM227 17H225V18H223L224 19V21H225V23H226V21L227 20H225ZM259 17V16H258ZM52 18H53V16H52ZM183 18V17H182ZM252 18H254V17H252ZM257 18V17H256ZM259 19V18H258ZM23 20V19H22ZM28 21H32L33 20V17L31 18H28L27 19ZM26 20V21H27ZM54 20V19H53ZM56 20V19H55ZM91 20V19H90ZM256 20V19H255ZM255 20H253V21H255ZM17 21V20H16ZM59 21V20H58ZM229 21H231V20H229ZM228 21V22H229ZM241 21V20H240ZM245 21V20H244ZM249 21V20H248ZM252 21V20H251ZM257 21V20H256ZM14 22V21H13ZM18 22V21H17ZM49 22H50V20H49ZM74 22V21H73ZM182 22H183V24H182ZM222 22H223V20H222ZM239 22V21H238ZM243 22V21H242ZM260 22V21H259ZM262 22V21H261ZM260 22V23H261ZM22 23V22H21ZM244 23H246V22H244ZM250 23V22H249ZM12 24H15V23H12ZM24 24H25V22H24ZM38 24V23H37ZM49 24V23H48ZM71 24V23H70ZM73 24V23H72ZM92 24V23H91ZM221 24H223V23H221ZM227 24V23H226ZM226 24H224V25H226ZM230 24H231V22H230ZM243 24V23H242ZM251 24H252V22H251ZM38 25H41V24H38ZM84 25V24H83ZM236 25V24H235ZM256 25V24H255ZM45 26V25H44ZM47 27H48V25H46ZM45 26V27H46ZM51 26V25H50ZM49 26V27H50ZM230 26V25H229ZM234 26V25H233ZM237 26V25H236ZM240 26V25H239ZM243 26V25H242ZM241 26V27H242ZM246 26V25H245ZM247 26H250V24L249 25H247ZM262 26H263V24H262ZM15 27H16V25H15ZM31 27H33V25L31 26ZM90 27V26H89ZM186 27V28H185ZM228 27V26H227ZM240 27V28H241ZM140 28H142V29H144V32H143V30H142V33L141 32H139V31H141V29ZM193 28V29H192ZM221 28V29H220ZM226 28V27H225ZM232 28V27H231ZM235 28L236 27H234V30H235ZM242 28H244V27H242ZM252 28V27H251ZM259 28V27H258ZM44 29V28H43ZM227 30H228V28H226ZM246 29V28H245ZM244 29V30H245ZM248 29H249V27H248ZM261 29H263V28H261ZM59 30H60V28H59ZM70 30H72V29H70ZM240 30V29H239ZM242 30V29H241ZM194 32V31H198V33H196V34H193V35H191V32ZM226 31V30H225ZM247 31H249V30H247ZM255 31V30H254ZM253 31V32H254ZM192 32V33H193ZM241 32V31H240ZM252 32V31H251ZM249 33L252 37L254 36V35H256V33L254 34V33ZM259 32V31H258ZM264 32V31H263ZM195 33V32H194ZM232 33V32H231ZM238 33H239V31H238ZM243 33V32H242ZM17 34V37H14L15 35ZM89 34H87L88 36H89ZM235 34V33H234ZM241 34V33H240ZM247 34V33H246ZM246 34H242V35H244V37H245V35ZM38 35H39V33H38ZM41 35V34H40ZM39 35V36H40ZM165 35V34H164ZM225 35V36H224ZM249 35V36H250ZM259 35H261V34H259ZM263 35H264V33H263ZM42 36V35H41ZM40 36V37H41ZM166 36V35H165ZM224 36V37H223ZM248 36V35H247ZM248 36V37H249ZM46 37V36H45ZM90 37V36H89ZM91 37V38H92ZM152 37V38H153ZM159 37H161V36H159ZM162 37H163V35H162ZM166 37V38H167ZM172 37H171V40H172ZM243 37V36H242ZM241 37V38H242ZM164 38V37H163ZM235 38H236V36H235ZM68 39V38H67ZM157 39H159L160 41H162L161 39L162 38H157ZM231 39H232V37H231ZM248 38H246V40H247ZM251 38H249V40H250ZM254 39V38H253ZM253 39L251 40L252 42H253ZM258 39V38H257ZM36 40V41H37ZM47 40V39H46ZM89 40V39H88ZM156 39H153V41H155ZM158 40V41H159ZM168 40H170V39H168ZM167 40V41H168ZM170 40V41H171ZM192 40H194V42L192 41ZM233 41H235L234 40V37H233V39H232ZM261 40V39H260ZM68 41V40H67ZM151 41H152V39H151ZM165 42V43H168V42ZM174 41V42H175ZM239 41V40H238ZM243 41V40H242ZM258 41H259V39H258ZM38 42V41H37ZM42 42V41H41ZM47 42V41H46ZM71 42H73V41H71ZM163 42V41H162ZM164 42H163V44H164ZM172 42H173V40H172ZM171 42V43H172ZM231 42V41H230ZM240 42H241V40H240ZM78 43V42H77ZM157 44H159L160 42H156ZM222 43H223V45H222ZM237 42L235 41V44H236ZM246 42H244V44H245ZM255 43H257L256 41H255ZM153 46H155V43L153 42ZM157 44H156V46H157ZM163 44H161V45H163ZM177 44V43H176ZM231 45H232V43H230ZM230 44H228L229 46H231ZM235 44L234 45H232L233 46V48H237L236 46H235ZM247 44V43H246ZM251 44V43H250ZM260 44V43H259ZM41 45V44H40ZM44 45V44H43ZM160 45V44H159ZM160 45V46H161ZM165 45H167V44H165ZM240 45H241V43H240ZM242 45H243V43H242ZM252 45H253V43H252ZM254 45H256V44H254ZM5 46H7V47H5ZM33 46V45H32ZM39 46V45H38ZM72 46V45H71ZM70 46V47H71ZM155 46V47H156ZM232 46L230 47V48H232ZM235 46V47H234ZM247 46V45H246ZM250 46V45H249ZM43 48L45 47V46H42ZM82 47V46H81ZM158 48H157V51H161V50H165V49H159V46H157ZM258 47V46H257ZM256 47V48H257ZM262 47H264V46H262ZM34 48H35V46H34ZM39 48V47H38ZM43 48H41V49H43ZM102 48V47H101ZM152 48H154V47H152ZM239 48V47H238ZM255 48V47H254ZM53 49V48H52ZM74 49V48H73ZM155 49V51H156V48H154ZM159 49V50H158ZM167 50H168V48H166ZM175 49H172V50H174V52H175ZM241 50H242V53H244L245 54V51H244V49H245V47L244 46H242L241 48H240ZM251 49H253V48H251ZM29 50V49H28ZM31 50V49H30ZM44 50V49H43ZM42 50V51H43ZM166 50V51H167ZM255 50V49H254ZM262 50H263V48H262ZM50 51V50H49ZM75 51V50H74ZM154 51V52H155ZM165 51V52H166ZM31 52H33L32 50H31ZM35 54H36V57L37 58H39V56H40V54H41V50L39 49V50H37L36 48H35ZM33 52V53H34ZM47 52V51H46ZM61 52H63V51H61ZM148 52V51H147ZM150 52H153V51H150ZM169 52V51H168ZM228 52V51H227ZM251 52V51H250ZM253 52V51H252ZM49 54H51L50 52H48ZM47 53V54H48ZM57 53H58V51H57ZM158 53V52H157ZM173 53V52H172ZM241 53V52H240ZM248 53H249V51H248ZM254 53V52H253ZM264 53V52H263ZM145 54V53H144ZM149 54V53H148ZM174 54V53H173ZM173 54H171V55H173ZM228 54H229V52H228ZM236 54V53H235ZM243 54V55H244ZM247 54V53H246ZM256 54V53H255ZM257 54H258V52H257ZM262 54V53H261ZM3 55V54H2ZM4 55H7V54H4ZM10 55V54H9ZM43 55V54H42ZM52 55V54H51ZM146 55H147V53H146ZM165 55V54H164ZM166 55H169V54H166ZM171 55H169V57L171 56ZM193 55V56H194ZM232 55H234V54H232ZM250 55V54H249ZM249 55L247 56V55H245L243 58V60H245V57H249ZM262 55H264V54H262ZM18 56H19V58H18ZM34 56V55H33ZM57 56H59V55H57ZM56 56V57H57ZM116 56H118V59H116ZM226 56H228V58L227 59H233L232 57H229V55H226ZM226 56H225V59H223V60H226ZM240 56H241V54H240ZM253 56H255V55H253ZM258 56V55H257ZM260 56V55H259ZM3 57V56H2ZM41 57V56H40ZM44 56H42V58H43ZM141 57V56H140ZM148 57V56H147ZM146 57V58H147ZM187 57H188V55H187ZM192 57V56H191ZM191 57H189V58H191ZM236 57H239V52H238V55L236 56ZM251 57V56H250ZM250 57H249V59H250ZM0 58H1V54H0ZM7 58H9V57H7ZM31 58V57H30ZM29 58V59H30ZM35 58V57H34ZM34 58H31V60H29L30 62H31V64H34L33 62H35L34 61ZM46 58V57H45ZM49 58V57H48ZM47 58V59H48ZM143 58V57H142ZM144 58H145V56H144ZM145 58V59H146ZM149 58V57H148ZM147 58V59H148ZM153 58V57H152ZM151 58V59H152ZM172 57H170L169 59H171ZM185 58V59H184ZM199 57L197 56V59H198ZM217 58V59H218ZM254 58V57H253ZM256 58V57H255ZM261 58V57H260ZM2 59H5V56H4V58H2ZM26 59H27V57H26ZM41 59V58H40ZM44 59V58H43ZM58 59V58H57ZM95 59V58H94ZM96 59H98V58H96ZM140 59V58H139ZM138 59V60H139ZM173 59V58H172ZM193 59H195V58H193ZM237 58H235V60H236ZM247 59V58H246ZM258 59H259V57H258ZM258 59H256V60H258ZM6 60V59H5ZM10 60V59H9ZM44 60H46V59H44ZM62 60V59H61ZM72 60V59H71ZM141 60V59H140ZM148 60H150V59H148ZM147 60V61H148ZM167 60H168V58H167ZM191 60V63L194 61L195 62V60H193L192 61V58L190 59ZM241 61H242V59H240ZM239 60V61H240ZM252 60V59H251ZM250 60V61H251ZM255 60V59H254ZM261 60V59H260ZM1 61V60H0ZM37 61V60H36ZM50 61V60H49ZM135 61V60H134ZM162 61H164V60H161V62ZM198 62H199V60H197ZM217 62H218V60H216ZM237 61V60H236ZM240 61V62H241ZM249 61V60H248ZM248 61H246V62H248ZM249 61V62H250ZM41 62H42V60H41ZM40 62V63H41ZM63 62V61H62ZM79 62V61H78ZM137 62V61H136ZM142 62V61H141ZM144 62V61H143ZM167 62V61H166ZM165 62V63H166ZM171 62V63H170ZM190 62V61H189ZM197 62V63H198ZM223 62V61H222ZM222 62H220V63H222ZM225 62V61H224ZM226 62H228L227 60H226ZM245 62V63H246ZM261 62V61H260ZM259 62V63H260ZM4 63V62H3ZM44 63V62H43ZM83 63V62H82ZM124 63V62H123ZM133 63H135V62H133ZM145 63H148V62H145ZM150 63V62H149ZM159 63H160V61H159ZM196 63V64H197ZM203 63H201V65H203ZM216 63V62H215ZM214 63V64H215ZM232 63V62H231ZM236 62H234V64H235ZM239 63V62H238ZM237 63V64H238ZM243 63V62H242ZM244 63V64H245ZM254 63V62H253ZM0 64H2V62L0 63ZM9 64V65H10ZM35 64H36V62H35ZM39 64V63H38ZM125 64V63H124ZM139 64H140V62H139ZM160 64H162V65H166V64H164V62H162V63H160ZM159 64V65H160ZM195 64V63H194ZM194 64H192L193 66V68L195 67L194 66ZM228 64V63H227ZM248 64H251V63H248ZM255 65H256V63H254ZM4 65V64H3ZM40 65V64H39ZM38 65V66H39ZM125 65H127V64H125ZM125 65H123V67L125 66ZM129 65V64H128ZM131 65V64H130ZM135 65V64H134ZM146 65V64H145ZM144 65V66H145ZM152 65V64H151ZM157 65V64H156ZM183 65V66H182ZM189 65V64H188ZM191 65V64H190ZM199 65V64H198ZM200 65V66H201ZM217 64H215V66H216ZM223 65H224V63H223ZM231 66H233L232 64H230ZM253 65V64H252ZM264 65V64H263ZM2 66V65H1ZM5 66V65H4ZM37 66V67H38ZM133 66V65H132ZM138 66V65H137ZM168 66V65H167ZM169 66H168V68H169ZM238 66V65H237ZM246 66V65H245ZM244 66V67H245ZM35 67H36V65H35ZM94 67H96V66H94ZM129 67V66H128ZM135 67H136V65H135ZM148 65H147V68L146 69H148ZM154 67V66H153ZM158 67V66H157ZM172 67V66H171ZM189 67V66H188ZM191 67V66H190ZM217 67H218V65H217ZM221 67V66H220ZM224 67L226 68L227 66H226V63H225V65H224ZM223 67V68H224ZM248 67H249V65H248ZM250 67H251V65H250ZM249 67V68H250ZM260 67V66H259ZM33 68V67H32ZM139 68V67H138ZM137 68V69H138ZM150 68V67H149ZM163 68V69H164ZM184 68H187V67H184ZM192 68V69H193ZM196 68V67H195ZM195 68H194V71H195ZM212 68V69H211ZM215 68V67H214ZM224 68V69H225ZM230 68V67H229ZM233 70H235V65L233 66ZM236 68H238V67H236ZM240 68V67H239ZM243 68V67H242ZM254 68V67H253ZM264 68V67H263ZM9 69H10V67H9ZM36 69V68H35ZM41 69L43 70V68L41 67ZM123 69V68H122ZM126 69V68H125ZM129 69H132V68H129ZM134 69V68H133ZM143 69V68H142ZM157 69V68H156ZM201 69V68H200ZM200 69H199V71H200ZM216 69V68H215ZM227 69V68H226ZM245 69H247V67L245 68ZM252 69V68H251ZM255 69V68H254ZM34 70V69H33ZM33 70H32V72H33ZM37 70V69H36ZM169 70V69H168ZM202 70V69H201ZM222 70V69H221ZM233 70H231V71H233ZM237 70V69H236ZM242 70H244V68L242 69ZM264 70V69H263ZM121 71H123L124 72V70H121ZM140 71H143V70H140ZM146 71H149L150 72V69L149 70H146ZM157 71V72H158ZM184 71V70H183ZM186 71V70H185ZM199 71L197 72V73H199ZM219 71V70H218ZM226 71V70H225ZM256 71V70H255ZM255 71H254V73H255ZM25 72V71H24ZM43 72V71H42ZM128 72V71H127ZM126 72V73H127ZM134 72V71H133ZM138 72V71H137ZM137 72H135V73H137ZM145 72V71H144ZM155 72V71H154ZM156 72V73H157ZM158 72V73H159ZM189 72H191V71H189ZM188 72V73H189ZM214 72H217V71H214ZM230 72V70H228V73ZM233 72H236V71H233ZM233 72H232V74H233ZM246 72H248V70L246 71ZM251 72H252V70H251ZM257 72H259V70L257 71ZM6 73V72H5ZM34 73V72H33ZM32 73V74H33ZM122 73V72H121ZM125 73V72H124ZM183 73V72H182ZM187 73V72H186ZM192 73V72H191ZM201 73H203V72H201ZM221 73V72H220ZM225 73V72H224ZM241 73V72H240ZM254 73L252 72V75H254ZM44 75H45V72L43 73ZM123 74V73H122ZM133 74V73H132ZM152 74V73H151ZM163 74H161V75H163ZM190 74V73H189ZM196 74V73H195ZM194 74V75H195ZM215 74V75H214ZM231 74V75H232ZM237 74V73H236ZM241 74H243V73H241ZM248 74H250V73H248ZM259 74H262L261 72H259ZM263 74H264V72H263ZM29 75V74H28ZM35 75V74H34ZM116 75V74H115ZM125 75H128V74H125ZM142 75V74H141ZM146 75V74H145ZM144 75V76H145ZM157 75V74H156ZM158 75H160V74H158ZM157 75V77H160V76H158ZM185 75V74H184ZM184 75H182V76H184ZM192 75V74H191ZM193 75V76H194ZM198 75V74H197ZM201 75V74H200ZM199 75V76H200ZM219 75H222V74H219ZM230 74H228V76H229ZM230 75V76H231ZM235 75V74H234ZM238 75H239V72H238ZM247 75V74H246ZM1 76V75H0ZM42 76V75H41ZM52 76V75H51ZM51 76H49V77H51ZM112 76V75H111ZM117 76V75H116ZM119 76H121V74L119 75ZM123 77H125L124 75H122ZM131 76H133V75H131ZM171 76H172V78H171ZM187 76V75H186ZM189 76V75H188ZM196 76V75H195ZM203 76V75H202ZM218 76V75H217ZM225 76H226V78H227V75L225 74ZM224 76V77H225ZM229 76V77H230ZM237 75H235V77H236ZM242 76L243 75H241V77H238L239 79L240 78H242ZM260 76V75H259ZM47 77V76H46ZM100 77V76H99ZM118 77V76H117ZM127 77H130V76H127ZM127 77H125L126 79H127ZM141 77H143V76H141ZM166 77V76H165ZM165 77H161V79L162 78H165ZM190 77H192V76H190ZM198 77V76H197ZM219 77V76H218ZM217 77V78H218ZM232 78H233V76H231ZM249 77H250V75H249ZM253 77V76H252ZM254 77H255V75H254ZM253 77V78H254ZM256 77H258V75L256 76ZM255 77V78H256ZM261 77V76H260ZM260 77H258V78H260ZM52 78V77H51ZM122 78V77H121ZM186 78V77H185ZM184 78V79H185ZM201 77H198V79H200ZM216 78V79H217ZM220 78H221V76H220ZM244 78V77H243ZM242 78V79H243ZM245 78H246V76H245ZM247 78H248V75H247ZM254 78V79H255ZM258 78H256V79H258ZM264 78V77H263ZM54 79V78H53ZM52 79V80H53ZM73 79V78H72ZM144 79V78H143ZM143 79H142V81H143ZM148 78L146 77V80H147ZM151 79H152V77H151ZM161 79H159V80H161ZM166 79V78H165ZM192 79V78H191ZM197 79V80H198ZM202 80H203V78H201ZM222 80H223V78H221ZM261 79V78H260ZM27 80V81H26ZM51 79L49 80V81H52ZM61 80V79H60ZM116 80H117V78H116ZM115 80V77H114V81H116ZM118 80H120V79H118ZM125 80V79H124ZM130 80V78L128 79V81ZM146 80H144V81H146ZM193 80H194V78H193ZM193 80H191V81H193ZM202 80H200V82L202 81ZM226 81H227V79H225ZM231 80V79H230ZM230 80H229V82H230ZM233 80H235L234 78H233ZM238 80V79H237ZM248 80V79H247ZM246 80V81H247ZM47 81V80H46ZM149 81H150V79H149ZM152 81H155V80H152ZM170 80H168V82H169ZM188 80H186V82H187ZM191 81H189V82H191ZM221 81V80H220ZM232 81V80H231ZM243 81H244V79H243ZM253 81V80H252ZM258 80H256V82H257ZM260 81V80H259ZM120 82V81H119ZM118 82V83H119ZM121 82H123V80H121ZM148 82V81H147ZM162 82V81H161ZM163 82H164V79H163ZM168 82L166 83V84H168ZM184 80L182 81V85L184 86ZM188 82V83H189ZM198 82V81H197ZM203 82V84L204 83H206V81H202ZM202 82L200 83V84H202ZM228 82V81H227ZM236 84H237V82H239L238 84H242L243 85V82L242 83H240V80L239 81H234ZM251 82V81H250ZM254 82H255V80H254ZM255 82V83H256ZM110 83H112V81L110 82ZM144 83V82H143ZM150 84L152 83V82H149ZM148 83V84H149ZM154 83H156V82H154ZM157 83H159V82H157ZM171 83V82H170ZM172 83V84H173ZM215 83V84H214ZM247 83V82H246ZM257 83H259V82H257ZM49 84V83H48ZM55 84V83H54ZM58 84V83H57ZM113 84V83H112ZM117 84V83H116ZM125 85H126V82L124 83ZM129 84V83H128ZM128 84H127V86H128ZM148 84H144L145 86L146 85H148ZM161 84V83H160ZM178 84H180V82L178 83ZM193 84V83H192ZM197 84V86H198V83H196ZM196 84H195V86H196ZM199 84V85H200ZM226 84H230V83H226ZM236 84H235V86H236ZM252 84H254V83H252ZM45 85V84H44ZM111 85V84H110ZM113 85H115V84H113ZM117 85H119V84H117ZM132 85V84H131ZM141 85V84H140ZM156 85V84H155ZM207 85V84H206ZM231 85V84H230ZM244 85H246V84H244ZM244 85H243V87H244ZM249 85H250V83H249ZM249 85H248V87H249ZM58 86V85H57ZM112 86V85H111ZM127 86H125V87H127ZM149 86V85H148ZM148 86H146V87H148ZM181 86V85H180ZM186 86V85H185ZM193 86V85H192ZM191 86V87H192ZM196 86V87H197ZM200 86H202V85H200ZM199 86V88H201V89H203L202 87L204 86H202V87H200ZM218 86V87H217ZM222 86V85H221ZM256 86V85H255ZM260 86H262V83L260 84ZM44 87V86H43ZM49 87H51V86H49ZM66 88H67V86H65ZM140 87V86H139ZM170 87H171V85H170ZM174 87V88H175ZM229 87V86H228ZM232 87V86H231ZM230 87V88H231ZM239 87V86H238ZM243 87H240V88H243ZM246 87H247V85H246ZM245 87V88H246ZM253 87V86H252ZM258 87V86H257ZM256 87V88H257ZM53 88V87H52ZM55 88V87H54ZM58 88V87H57ZM110 88V87H109ZM113 88V87H112ZM142 86L140 87V89H141V91L143 92V90H142ZM145 88V87H144ZM172 88V87H171ZM178 88H179V86H178ZM182 88V87H181ZM207 88V87H206ZM223 88H224V86H223ZM237 88V87H236ZM250 88V87H249ZM254 88V87H253ZM259 88H261V87H259ZM262 88H264V87H262ZM59 89V88H58ZM67 89H69V88H67ZM66 89V91H68ZM100 89V88H99ZM116 89V88H115ZM117 89H119V88H117ZM123 89H125V88H123ZM151 89H153V88H151ZM166 89H167V86H166ZM173 89V88H172ZM180 89V88H179ZM189 89V88H188ZM188 89H186V90H188ZM200 89V90H201ZM204 89H205V86H204ZM226 89H228V88H226ZM239 89V88H238ZM247 89V88H246ZM252 89V88H251ZM82 90H84V89H82ZM87 90V89H86ZM94 90V89H93ZM105 90V89H104ZM138 90V89H137ZM148 90V89H147ZM181 90V89H180ZM182 90H185V89H182ZM185 90V91H186ZM197 90V89H196ZM199 90V91H200ZM208 90V89H207ZM210 90V89H209ZM234 90V89H233ZM258 90V89H257ZM264 90V89H263ZM263 90H261L262 92H264ZM52 91H54V90H52ZM65 91V90H64ZM65 91V92H66ZM89 91V90H88ZM102 91V90H101ZM115 91V90H114ZM140 91V92H141ZM165 91H167V90H165ZM165 91H163V92H165ZM170 91H172V90H170ZM170 91H167L168 92V94H169V92ZM173 91H175V90H173ZM179 91V90H178ZM192 91H194V87H193V90ZM191 90H190V92H192ZM198 91V92H199ZM205 92V90H202V92ZM221 91H222V89H221ZM227 91V90H226ZM229 91V90H228ZM230 91H232V90H230ZM243 91H244V88H243ZM243 91H242V93H243ZM251 91H253V90H251ZM251 91H248V92H251ZM69 92V91H68ZM148 92H149V90H148ZM150 92H153L152 90L150 91ZM163 92H161L162 94H163ZM182 92V91H181ZM181 92H180V96H181ZM198 92H194V93H197V94H199ZM207 92V91H206ZM206 92L205 93H203V94H206ZM237 92V91H236ZM238 92H239V90H238ZM259 92H260V90H259ZM261 92V93H262ZM88 93V92H87ZM89 93H90V91H89ZM139 93V92H138ZM171 93V92H170ZM182 93H184V91L182 92ZM189 93V92H188ZM207 93H209V92H207ZM228 93V92H227ZM245 93H246V91H245ZM57 94H59V93H57ZM56 94V95H57ZM66 94H67V92H66ZM65 94V95H66ZM92 94V93H91ZM91 94H90V96H91ZM97 94H98V92H97ZM114 94V93H113ZM143 94V93H142ZM141 94V95H142ZM147 94V93H146ZM164 94H166V93H164ZM173 94V93H172ZM179 94V93H178ZM185 94V93H184ZM230 94V93H229ZM241 94V93H240ZM250 94H253V93H249V95ZM69 95V94H68ZM84 95V94H83ZM82 95V96H83ZM105 95V94H104ZM115 96H116V94H114ZM154 95V94H153ZM174 95V94H173ZM189 96H187V92H186V96L187 97H190V94H188ZM196 95V94H195ZM194 95V96H195ZM202 95V94H201ZM210 95V94H209ZM228 95V94H227ZM237 95V94H236ZM236 95H232V96H234V98H235V96ZM248 95V94H247ZM125 96V95H124ZM146 96V95H145ZM149 96V95H148ZM147 96V97H148ZM166 96V95H165ZM185 96V95H184ZM204 96V95H203ZM230 96V95H229ZM228 96V97H229ZM260 96H261V94H260ZM262 96H263V98H264V93H262ZM66 97H68V96H66ZM65 97V98H66ZM70 97H71V95H70ZM75 97V96H74ZM81 97V96H80ZM106 98H105V100L107 101V105L110 107H108V111H107V115H106V113H105V116L106 117H108L109 119H111L112 117H114L115 115H113L112 114V111L114 110V104H111V103H114L113 102V99H114V101L116 100L115 98H117V97H115V98H111V96H109L112 100H110L109 99V97L108 96H105ZM120 97V96H119ZM164 96H162V99H164L163 98ZM172 96H170V98H171ZM174 98L176 97V96H173ZM179 97V96H178ZM186 97V98H187ZM205 97H206V95H205ZM240 97V96H239ZM248 97V96H247ZM64 98V97H63ZM77 98V97H76ZM90 98H92V97H90ZM93 98H94V96H93ZM92 98V99H93ZM121 98V97H120ZM152 98V97H151ZM160 98H161V96H160ZM177 98V97H176ZM198 98H200L201 99V97H198ZM206 98H208V97H206ZM230 98V97H229ZM233 97H232V99H234ZM249 98V97H248ZM262 98V97H261ZM51 99H53V98H51ZM78 99V98H77ZM126 99V98H125ZM125 99H124V102H125ZM133 99V98H132ZM147 99V98H146ZM157 99H159L158 98V96H157ZM173 99V98H172ZM178 99H180V98H178ZM182 99V98H181ZM197 99V98H196ZM232 99H230V100H232ZM249 99H251V98H249ZM254 99V98H253ZM55 100V99H54ZM66 101H67V99H65ZM64 100V101H65ZM91 100V99H90ZM119 100H121V99H119ZM155 100V99H154ZM191 100V99H190ZM229 100V101H230ZM245 100H247L248 101V99H245ZM78 101V100H77ZM91 101H93V100H91ZM99 101V100H98ZM118 101V100H117ZM127 101H129V100H127ZM126 101V102H127ZM149 101H150V99H149ZM148 101V102H149ZM167 101V100H166ZM189 101V100H188ZM198 101H199V99H198ZM200 101H203V100H200ZM205 101V100H204ZM235 101H237V98H236V100ZM246 101V102H247ZM253 101V100H252ZM261 101H263L264 102V100H261ZM55 102V103H54ZM122 102V101H121ZM123 102V103H124ZM125 102V103H126ZM169 102H170V104H171V106L173 107V103H172V100H169ZM179 102V101H178ZM181 102V101H180ZM210 102V101H209ZM227 102H228V104H227ZM256 102H257V100H256ZM255 102V103H256ZM67 103V102H66ZM70 103V102H69ZM100 103V102H99ZM122 103V104H123ZM139 103V102H138ZM152 103V102H151ZM154 103V102H153ZM160 103V102H159ZM161 103H163V102H161ZM165 104H166V102H164ZM186 103H187V101H186ZM186 103H185V105H184V103L183 102H181V103H177L176 102V104H178V105H180V104H183L184 105V107L185 106H187L186 105ZM189 103V102H188ZM195 104H196V102H194ZM235 103V102H234ZM253 104H254V102H252ZM252 103H251V105H252ZM90 104V103H89ZM141 105H142V103H140ZM197 104H198V102H197ZM200 104V103H199ZM197 105V106H200V105ZM202 104V103H201ZM232 104H233V101H232ZM232 104H230V105H232ZM238 104H240L239 102H238ZM243 104H244V102H243ZM17 105H19V104H17ZM52 105V106H51ZM72 105H73V103H72ZM94 105H95V103H94ZM93 105V106H94ZM100 105H101V103H100ZM117 105H118V103H117ZM128 105V104H127ZM151 105V104H150ZM154 105H155V103H154ZM177 105V106H178ZM183 105H181L182 107H183ZM205 105H207L206 103H205ZM208 105H209V103H208ZM207 105V106H208ZM246 105H247V103H246ZM249 106V107H252V106ZM262 105H264V104H262ZM16 106V105H15ZM55 107L54 108V110H53V112H58L59 110L61 111V114L62 115H64V116H66V120L67 121H64V122H61L60 120H59V118H53V117H50V116H47L45 113V111H44V109L45 108H50L51 109V107ZM74 106V105H73ZM119 106V105H118ZM174 106L175 107H177L175 104H174ZM190 106V105H189ZM191 106H192V104H191ZM203 106H204V104H203ZM202 106V107H203ZM213 106V107H214ZM240 106H241V104L239 105V107H238V105H237V107L239 108L238 109V111H240ZM242 106H244L245 107V105H242ZM255 106V105H254ZM257 106V105H256ZM83 107V106H82ZM104 107H106V106H104ZM124 107H125V104H124ZM124 107H123V109H124ZM128 107V106H127ZM141 107H143V106H141ZM162 107V106H161ZM166 107V106H165ZM182 107H180V108H182ZM201 106H200V108H202ZM210 107V106H209ZM212 107V108H213ZM248 107V108H249ZM258 107V106H257ZM257 107H256V109H257ZM261 107V106H260ZM263 107V106H262ZM62 108H63V106H62ZM94 108V107H93ZM99 108V107H98ZM131 108V107H130ZM134 108V107H133ZM190 108V107H189ZM205 108V107H204ZM204 108H202V109H204ZM254 109H255V107H253ZM259 108V107H258ZM22 109V108H21ZM26 109V108H25ZM30 109V110H31ZM74 109V108H73ZM138 109V108H137ZM143 109H144V107H143ZM142 109V110H143ZM165 109V108H164ZM169 109H170V107H169ZM201 109V110H202ZM242 109V108H241ZM250 109H252V108H250ZM24 110V109H23ZM78 110V109H77ZM87 110V109H86ZM89 111L91 110L90 108L88 109ZM105 110V109H104ZM106 110H107V108H106ZM116 110V109H115ZM124 110H126V109H124ZM128 110V109H127ZM159 110H160V108H159ZM158 110V108H157V111H159ZM166 110H168L167 108H166ZM175 110H176V108H175ZM183 110V109H182ZM184 110H186V109H184ZM196 110V109H195ZM198 110V109H197ZM200 110V111H201ZM212 110V109H211ZM234 110V109H233ZM243 110V109H242ZM246 110V109H245ZM244 110V111H245ZM69 111V110H68ZM89 111H87V112H89ZM117 111V110H116ZM131 111V110H130ZM129 111V112H130ZM132 111H134V110H132ZM136 111V110H135ZM144 111H145V109H144ZM151 111V110H150ZM156 111V110H155ZM160 111H162V110H160ZM194 111V110H193ZM207 111V110H206ZM209 111V110H208ZM207 111V112H208ZM231 111V110H230ZM51 112V111H50ZM71 112V111H70ZM81 112V111H80ZM86 112V111H85ZM91 112V111H90ZM99 112V111H98ZM175 112V111H174ZM183 112H185V111H183ZM187 112V111H186ZM196 112V111H195ZM211 113L210 114H212V111H210ZM241 112V111H240ZM246 112V111H245ZM29 113V112H28ZM49 113V112H48ZM58 113H60V112H58ZM73 113V112H72ZM82 113V112H81ZM84 113V112H83ZM92 113V112H91ZM90 113V114H91ZM115 113V112H114ZM132 113V112H131ZM130 113V114H131ZM143 113V112H142ZM148 113V112H147ZM153 113H155V112H153ZM166 113H167V111H166ZM171 113H173V112H171ZM176 113H178L177 111H176ZM190 113V112H189ZM192 113H194V112H192ZM201 113V112H200ZM202 113H204V111L202 112ZM201 113V114H202ZM238 112H236V114H237ZM249 113H251L250 111H249ZM52 114V113H51ZM54 114V113H53ZM104 114V113H103ZM129 114V113H128ZM133 114L135 115V113L133 112ZM150 114H152V112L150 113ZM169 114H170V112H169ZM180 114V113H179ZM208 114V113H207ZM242 113H239L238 115H241ZM246 114V113H245ZM248 114V113H247ZM32 115V114H31ZM82 115H86V113L85 114H82ZM140 115H142V114H140ZM147 115V114H146ZM154 116H151L152 118H156L155 117V115L156 114H153ZM165 115V114H164ZM167 115H168V113H167ZM172 115V114H171ZM170 115V117H174L176 114L174 113V115H172L171 116ZM193 115V114H192ZM205 115V114H204ZM243 115V114H242ZM242 115H241V117H242ZM28 116H29V119H30V115L28 114ZM104 116V117H105ZM138 115H136V117H137ZM149 116V115H148ZM158 116V115H157ZM177 116V115H176ZM189 116H190V118H191V115H189L188 114V119H190L189 118ZM202 117H203V115H201ZM212 116V115H211ZM216 116V115H215ZM235 116V115H234ZM233 116V117H234ZM252 116V115H251ZM16 119H15V118ZM96 117V116H95ZM97 117H99V116H97ZM102 118H103V116H101ZM116 117V119H117V116H115ZM127 117V116H126ZM140 117V116H139ZM178 117V116H177ZM176 117V118H177ZM183 117H185V119H187L186 118V115L185 116H183ZM198 117H199V115H198ZM201 117V118H202ZM207 118V121H208V118H209V116L207 115L206 116ZM236 117V116H235ZM238 117V116H237ZM249 117H250V115H249ZM85 118H87L86 116H85ZM90 118H92V117H90ZM100 118V117H99ZM130 118V117H129ZM138 118V117H137ZM143 118V117H142ZM152 118H149L148 120H146V119H144V120H146V121H150L152 124H153V122H156L157 123V121H158V123L157 124H162L161 122H160V120H158L157 119V121L155 120V119H152ZM159 118V117H158ZM165 118V117H164ZM163 118V119H164ZM168 117L166 116V119H167ZM179 118V120L182 118H180V117H178ZM196 118H197V116H196ZM195 118V119H196ZM211 118V117H210ZM239 118V117H238ZM244 118V117H243ZM28 119V120H29ZM65 119V118H64ZM89 119V118H88ZM97 119V118H96ZM131 119V118H130ZM134 120L136 119L135 117L133 118ZM141 119V118H140ZM139 119V120H140ZM165 119V120H166ZM192 119V118H191ZM202 119H204V118H202ZM212 119H213V116H212ZM212 119H211V121H212ZM214 119H215V117H214ZM214 119H213V121H214ZM232 118H230L229 120H231ZM240 119V118H239ZM242 119V118H241ZM246 119H248V117L246 118ZM18 120V119H17ZM27 120V119H26ZM103 120H105V118H103ZM115 120V119H114ZM142 120V119H141ZM162 120V119H161ZM168 120V119H167ZM166 120V123L168 122ZM197 120H200V117L197 119ZM243 120V119H242ZM252 120V119H251ZM250 120V121H251ZM9 122V123H7V122ZM90 121H91V119H90ZM100 121H102V120H100ZM136 121H138V120H136ZM135 121V122H136ZM145 121V122H146ZM181 121V120H180ZM183 121V120H182ZM191 121V120H190ZM196 121V120H195ZM202 121V120H201ZM210 121V122H211ZM234 121V120H233ZM241 121V120H240ZM243 121H245V120H243ZM95 122V121H94ZM93 122V123H94ZM98 122V121H97ZM96 122V124H98ZM108 122V121H107ZM129 122V121H128ZM127 122V123H128ZM131 122V121H130ZM132 122H133V120H132ZM141 122V121H140ZM173 122H175L176 123V121H173ZM200 122V121H199ZM209 122V121H208ZM231 122V121H230ZM248 122V121H247ZM262 122H264V121H262ZM5 123H7L8 125L10 124L11 126V128L10 129H8L9 127H8V125L7 124H5ZM86 123V124H85ZM101 123V122H100ZM109 123V122H108ZM124 123V122H123ZM123 123H121V124H123ZM143 123V122H142ZM142 123H140V124H142ZM164 123V122H163ZM180 123H183V124H185L186 125V123H184V122H180ZM203 123L205 124V123H207V122H204V120H203ZM221 123V122H220ZM234 123V122H233ZM238 123H239V121H238ZM244 123V122H243ZM242 123V124H243ZM92 124V123H91ZM110 124V123H109ZM108 124V125H109ZM115 124H116V121H115ZM134 124V123H133ZM149 124V123H148ZM155 124V123H154ZM170 124V123H169ZM168 124V125H169ZM189 124V123H188ZM197 124L199 125L200 123H198V121H197ZM202 124V123H201ZM200 124V125H201ZM222 124H221V127H222ZM241 124V123H240ZM246 124V123H245ZM253 124V123H252ZM93 125V124H92ZM106 125V124H105ZM128 125V124H127ZM131 125H132V123H131ZM136 125V124H135ZM135 125H134V127H135ZM143 125V124H142ZM150 125V124H149ZM165 125V124H164ZM168 125H167V127H168ZM178 125H179V123H178ZM177 125V126H178ZM181 125V124H180ZM191 125V124H190ZM206 125V124H205ZM209 125H210V123H209ZM218 125H220V124H218ZM217 125V126H218ZM237 125V124H236ZM244 125V124H243ZM250 125V124H249ZM249 125H247V126H249ZM26 126V125H25ZM31 126V125H30ZM29 126V127H30ZM138 126V125H137ZM136 126V127H137ZM143 126H145V125H143ZM142 126V127H143ZM148 126V125H147ZM153 126V125H152ZM161 126V125H160ZM172 125H170V127H171ZM182 126H184V125H182ZM188 126V125H187ZM197 126V125H196ZM207 126V125H206ZM205 126V127H206ZM216 126V127H217ZM231 126H233V125H231ZM239 126V125H238ZM238 126H237V128H238ZM242 126V125H241ZM240 126V127H241ZM245 126V125H244ZM251 126V125H250ZM256 126V125H255ZM255 126H254V128H255ZM14 127V128H15ZM89 127H91V126H89ZM88 127V128H89ZM106 127V126H105ZM109 127H110V125H109ZM121 127H122V125H121ZM124 127V126H123ZM131 127V126H130ZM139 127V126H138ZM136 128V129H134V134L135 133H142V128H141V126H140V128ZM149 127V126H148ZM150 127H151V125H150ZM153 127H155V126H153ZM167 127H165L166 129H167ZM174 127H176V126H174ZM181 127V126H180ZM180 127H179V129H180ZM222 127V128H223ZM234 127H235V125H234ZM233 127V128H234ZM126 128H129V127H126L125 126V130H126ZM145 128H146V126H145ZM161 128V127H160ZM159 128V129H160ZM169 128V127H168ZM183 128V127H182ZM196 128V127H195ZM195 128H193L192 130H193V132H195L194 131V129ZM218 128V127H217ZM216 128V129H217ZM230 128V129H229ZM251 128H252V126H251ZM250 128V129H251ZM15 129H19V128H15ZM33 129V128H32ZM54 129V130H53ZM90 129V128H89ZM93 129V128H92ZM96 129H98V128H96ZM109 129V128H108ZM123 129V128H122ZM153 129V128H152ZM174 129V128H173ZM185 129V128H184ZM201 129H203L202 127H201ZM219 129V128H218ZM249 129V128H248ZM256 129V128H255ZM24 130V129H23ZM22 130V131H23ZM31 130V129H30ZM99 130V129H98ZM121 130V129H120ZM143 130H145V129H143ZM155 130H158L157 128L155 129ZM177 130V129H176ZM228 130V131H227ZM234 130H236L235 128H234ZM252 130V129H251ZM254 130V129H253ZM258 130V129H257ZM26 131V130H25ZM87 131V132H86ZM105 131V130H104ZM129 131V130H128ZM132 131V130H131ZM149 132V131H151V130H148V128L146 129V131H145V133L146 132ZM171 131V130H170ZM181 131H182V129H181ZM180 131V132H181ZM185 131V130H184ZM198 131V129L196 130V132ZM219 130H217V132H218ZM244 131V130H243ZM243 131H242V133H243ZM18 132H20V131H18ZM106 132V131H105ZM127 132V131H126ZM144 132V131H143ZM155 133H156V131H154ZM162 132H163V127H162ZM189 132V131H188ZM200 132L201 133H203V134H206V133H204V131H201L200 130ZM217 132H214L215 133V135H217L216 133ZM220 132V131H219ZM248 132H250V131H248ZM247 132V133H248ZM31 133V132H30ZM112 133V132H111ZM118 133V132H117ZM122 133V132H121ZM120 133V134H121ZM151 133H152V131H151ZM161 133V132H160ZM159 133V135H161L162 136V134H160ZM170 132H169V129L168 130H166L165 131V134H169ZM183 133V132H182ZM191 133H192V131H191ZM190 133V135L189 136H191L192 134ZM198 133V132H197ZM197 133H195V134H197ZM253 133V132H252ZM25 134V133H24ZM60 134V135H61ZM114 134V133H113ZM125 134H128V133H125ZM133 134V135H134ZM152 134H154V133H152ZM174 134V133H173ZM194 134V135H195ZM210 135H211V133H209ZM235 134V133H234ZM245 134V133H244ZM82 135H86L85 136V140L84 141H80V136H82ZM112 135V134H111ZM136 135H138V134H136ZM142 135V134H141ZM158 135V136H159ZM223 135H221V136H223ZM18 136V135H17ZM26 136V135H25ZM109 136V135H108ZM114 136V135H113ZM122 136V135H121ZM135 136V135H134ZM140 136V135H139ZM145 136H147V134L146 135H144V137ZM150 136V135H149ZM184 136H186V135H184ZM204 136V135H203ZM213 135H211V137H212ZM218 136V135H217ZM216 136V137H217ZM235 136V135H234ZM12 137H14V136H12ZM19 137V136H18ZM28 137H30L31 138V136H28ZM34 137V136H33ZM43 137H44V139H46L45 140V142H43L44 140H43ZM83 137V136H82ZM115 137V136H114ZM117 137V136H116ZM123 137V136H122ZM124 137H126V136H124ZM142 137V136H141ZM160 137V136H159ZM158 137V138H159ZM168 137H170L169 135H168ZM176 137V136H175ZM178 137V136H177ZM193 137V136H192ZM198 137V136H197ZM197 137H196V140H197ZM208 137V136H207ZM206 136L204 137V138H207ZM215 137V136H214ZM215 137V138H216ZM220 137V136H219ZM262 137V136H261ZM23 138V137H22ZM62 138V139H63ZM84 138V137H83ZM135 138H136V136H135ZM172 139H173V137H171ZM179 138H182V137H179ZM188 138V137H187ZM203 138V139H204ZM222 138V137H221ZM236 138V137H235ZM241 138V137H240ZM259 138V137H258ZM111 139H113V137L111 138ZM119 139V138H118ZM126 139H127V137H126ZM132 139V138H131ZM139 139H141V138H139ZM199 139V138H198ZM209 138H207V140H208ZM224 139V138H223ZM222 139V140H223ZM237 139V138H236ZM11 140V139H10ZM25 140V139H24ZM33 140H34V138H33ZM43 140V141H42ZM59 140V139H58ZM116 140V139H115ZM114 140V141H115ZM128 140V139H127ZM134 140V139H133ZM154 140V139H153ZM163 140V139H162ZM186 140V139H185ZM193 140V139H192ZM191 140V141H192ZM195 140V141H196ZM205 140V139H204ZM207 140L205 141V143L207 142ZM212 140V139H211ZM238 140V139H237ZM242 140V139H241ZM259 140V139H258ZM120 142H123V141H125V140H123V141H121V140H119ZM119 141H118V144H116V145H120L119 144ZM140 141V140H139ZM138 141V142H139ZM164 141V140H163ZM167 141H168V139H167ZM177 141V140H176ZM179 141V140H178ZM181 141V140H180ZM183 141H184V139H183ZM199 140H197V142H198ZM218 141H220L219 140V138H218ZM224 141V140H223ZM243 141V140H242ZM18 142V141H17ZM31 142V141H30ZM35 142V141H34ZM107 143H108V140L106 141ZM110 142H112V141H110ZM117 142V141H116ZM137 142V143H138ZM175 142V141H174ZM196 142V143H197ZM202 142V141H201ZM212 142H214L213 140H212ZM226 142V141H225ZM245 142V141H244ZM32 143V142H31ZM45 143V144H44ZM125 143V142H124ZM128 143V142H127ZM132 143H133V141H132ZM146 143V142H145ZM151 143V142H150ZM160 143V142H159ZM163 143V142H162ZM166 143V142H165ZM171 143V142H170ZM182 143V142H181ZM195 143V144H196ZM216 143V142H215ZM227 143V142H226ZM19 144H20V142H19ZM18 144V145H19ZM113 144H115L114 142H113ZM134 144V143H133ZM136 144V143H135ZM142 144V143H141ZM156 144V143H155ZM168 144V143H167ZM166 144V145H167ZM175 144V143H174ZM198 144V143H197ZM207 144V143H206ZM223 144H224V142H223ZM16 145H17V143H16ZM24 145H25V143H24ZM32 145V144H31ZM59 145H62L61 143H59ZM109 145V144H108ZM123 145V144H122ZM122 145H120V147L122 146ZM125 145H126V143H125ZM140 145V144H139ZM152 145V144H151ZM164 145V144H163ZM172 145V144H171ZM178 145V144H177ZM176 145V146H177ZM183 145V144H182ZM185 145V144H184ZM200 145H201V143H200ZM208 145V144H207ZM225 145V144H224ZM13 146V145H12ZM23 146V145H22ZM28 146V145H27ZM128 146V145H127ZM135 146V145H134ZM175 146V147H176ZM192 146V145H191ZM210 146V145H209ZM218 146V145H217ZM16 147V146H15ZM23 147H25V146H23ZM64 147V146H63ZM104 147H105V145H104ZM154 147H155V145H154ZM162 147V146H161ZM160 147V148H161ZM164 147H165V145H164ZM169 148L170 146L168 145V146H166V148ZM175 147H173V149L175 148ZM200 147V146H199ZM220 147H222V146H220ZM225 147V146H224ZM17 148V147H16ZM19 148H20V146H19ZM51 148H53V147H51ZM66 148V147H65ZM65 148H62V149H64L65 150ZM101 148H102V146H101ZM114 147H112L111 149H113ZM116 148V147H115ZM126 148V147H125ZM136 148V147H135ZM134 148V149H135ZM138 148V147H137ZM149 148H150V145H149ZM160 148H158L159 150H161ZM166 149L167 151H169V149ZM171 148V147H170ZM180 148V147H179ZM184 148V147H183ZM193 148V147H192ZM204 148H206V147H204ZM210 148H212V146L210 147ZM210 148H208V149H210ZM214 148V147H213ZM48 149V148H47ZM108 149V148H107ZM144 149V148H143ZM157 149V148H156ZM172 149V148H171ZM176 149V148H175ZM199 149V148H198ZM202 150H207V149H203V146H202V148H201ZM29 150V149H28ZM51 150H53V149H51ZM50 150V151H51ZM104 150V149H103ZM120 150V149H119ZM122 150V149H121ZM130 150H131V148L130 147H128V152H130ZM136 150V149H135ZM134 150V151H135ZM155 150V149H154ZM158 150V151H159ZM165 150V149H164ZM181 150V149H180ZM186 150V149H185ZM188 150H189V148H188ZM18 151H19V149H18ZM17 151V152H18ZM21 151H23V150H21ZM60 151V150H59ZM101 151V150H100ZM110 151V150H109ZM115 151V150H114ZM117 151H118V149H117ZM123 151V150H122ZM133 151V152H134ZM166 151V152H167ZM172 151V150H171ZM190 151V150H189ZM197 151H199V153H200V149L199 150H197ZM215 151V150H214ZM61 152V151H60ZM110 152H112V151H110ZM116 152V151H115ZM121 152V151H120ZM125 152H127V151H125ZM149 152V151H148ZM154 152V151H153ZM160 152V151H159ZM163 152V151H162ZM170 152V151H169ZM174 152V151H173ZM205 154H206V152L205 151H203ZM209 152H210V150H209ZM8 153V152H7ZM23 153V152H22ZM66 153V152H65ZM104 153V152H103ZM114 153V152H113ZM122 153V152H121ZM121 153L119 154L120 156H121ZM137 153H139L138 151H137ZM158 153V152H157ZM177 153V152H176ZM175 153V154H176ZM181 153H182V151H181ZM187 153V152H186ZM186 153H183V154H186ZM193 153V152H192ZM202 153V152H201ZM61 154V153H60ZM102 154V153H101ZM109 154V153H108ZM107 154V155H108ZM112 154V153H111ZM116 154V153H115ZM129 154V153H128ZM145 154V153H144ZM147 154V153H146ZM172 154V153H171ZM195 154V153H194ZM198 154V153H197ZM18 155V154H17ZM24 155V154H23ZM22 155V156H23ZM114 155V154H113ZM163 155V154H162ZM170 155V154H169ZM181 155V154H180ZM191 155V154H190ZM207 155V154H206ZM213 156L212 157H215L214 155L215 154H212ZM7 156V155H6ZM16 156V155H15ZM21 156V157H22ZM53 156V155H52ZM105 156V155H104ZM108 156H110V155H108ZM112 156V155H111ZM122 156H125V155H122ZM121 156V157H122ZM129 156H131L132 157V154L131 155H127V158L129 157ZM133 156H135L134 154H133ZM138 156V155H137ZM142 156V155H141ZM171 156H173V154L171 155ZM175 156V155H174ZM178 156V155H177ZM184 156V155H183ZM187 156V155H186ZM189 156V155H188ZM195 156V155H194ZM193 156V157H194ZM198 156V155H197ZM200 156H202V155H200ZM261 156V155H260ZM9 157V156H8ZM25 157H27V156H25ZM56 157H58V156H56ZM145 157V156H144ZM150 157V156H149ZM176 157V156H175ZM190 157V156H189ZM196 157V156H195ZM203 157V159H204V156H202ZM202 157H199V158H202ZM217 157V156H216ZM223 157V156H222ZM14 158V157H13ZM23 158V157H22ZM22 158H20L21 160H22ZM28 158V157H27ZM31 158V157H30ZM48 158V157H47ZM107 158V157H106ZM119 158V157H118ZM139 158H140V154H139ZM146 158V157H145ZM148 158V157H147ZM168 158H170V156H168ZM168 158H166L167 160H168ZM192 158V157H191ZM217 158H219V157H217ZM258 158V157H257ZM262 158H263V156H262ZM6 159V160H5ZM9 159H11V157L9 158ZM16 159V158H15ZM50 159V158H49ZM63 159V158H62ZM144 159V158H143ZM160 159V158H159ZM185 159V158H184ZM188 159V158H187ZM194 159V158H193ZM207 160L209 159V158H206ZM214 159H216V158H214ZM13 160V159H12ZM18 160V159H17ZM21 160H19V161H21ZM70 160V159H69ZM105 160V159H104ZM120 160V159H119ZM122 160V159H121ZM127 160H130V159H127ZM126 160V161H127ZM145 160V159H144ZM153 160V159H152ZM161 160V159H160ZM165 160V159H164ZM163 160V161H164ZM180 160V159H179ZM191 160V159H190ZM210 160V159H209ZM242 160H243V158H242ZM262 160V159H261ZM50 161H51V159H50ZM77 161V160H76ZM116 161H117V159H116ZM123 161V160H122ZM133 160H132V158H131V162H132ZM151 161V160H150ZM166 161V160H165ZM186 161V160H185ZM202 160L200 159V162H201ZM206 161V160H205ZM205 161H203V162H205ZM52 162L53 161H51V164H52ZM68 162V161H67ZM107 162V161H106ZM115 162V161H114ZM118 162V161H117ZM116 162V163H117ZM127 162H129V161H127ZM141 162H143L142 160H141ZM154 162V161H153ZM159 164L161 163L160 161H157ZM177 162H178V160H177ZM180 162H182L181 160H180ZM183 162H184V160H183ZM186 162H188V161H186ZM185 162V163H186ZM199 162V161H198ZM208 162H210V161H208ZM213 162H214V160H213ZM218 162V161H217ZM220 162V161H219ZM16 163H19L18 161L16 162ZM22 163V162H21ZM24 163V162H23ZM69 163H73V162H71V160H70V162ZM130 163V162H129ZM166 163H168V162H166ZM171 163V162H170ZM191 163H193V162H191ZM206 163V165H207V162H205ZM10 164V163H9ZM50 164V163H49ZM57 164V163H56ZM60 164V163H59ZM108 164V163H107ZM110 164V163H109ZM118 164V163H117ZM120 164V163H119ZM123 164V163H122ZM126 164V163H125ZM132 164H134V161H133V163ZM137 164V163H136ZM145 164V163H144ZM152 164V163H151ZM163 163H161V165H162ZM178 164H181V163H177V165ZM188 164H189V162H188ZM187 164V165H188ZM194 164H196L195 162H194ZM193 164V165H194ZM209 164V163H208ZM216 164V163H215ZM219 164V163H218ZM222 164V163H221ZM20 165V164H19ZM74 165V164H73ZM76 165V164H75ZM115 165V164H114ZM131 165V164H130ZM130 165H128L129 166V172L131 171V166ZM148 165V164H147ZM166 165V164H165ZM175 166V168H176V163L174 164ZM184 165V167H185V165L186 164H183ZM186 165V166H187ZM196 165H198V164H196ZM203 166V164H200V166ZM49 166V165H48ZM52 166V165H51ZM71 166V165H70ZM108 166H110V165H108ZM117 166V165H116ZM134 166V165H133ZM150 166V165H149ZM155 166V165H154ZM167 166H169V164L167 165ZM191 166V165H190ZM213 166H214V164H213ZM215 166H217V165H215ZM220 166V165H219ZM24 167V166H23ZM47 167V166H46ZM45 167V168H46ZM69 167V166H68ZM79 167V166H78ZM83 167V168H84ZM118 167V166H117ZM120 167V166H119ZM118 167V168H119ZM123 167V166H122ZM125 167V166H124ZM142 167V166H141ZM156 167H159V166H156ZM165 167V166H164ZM206 167V166H205ZM218 167V166H217ZM50 168V167H49ZM70 168V167H69ZM77 168V167H76ZM117 168V169H118ZM121 168V167H120ZM137 168V167H136ZM145 168V167H144ZM151 168V167H150ZM166 168V167H165ZM165 168H161V169H164L165 170ZM167 168H169V167H167ZM172 168H173V166H172ZM187 168H188V166H187ZM191 168V167H190ZM189 168V169H190ZM199 168V167H198ZM202 169L204 168V166L203 167H201ZM208 168V167H207ZM209 168H211V167H209ZM214 168V167H213ZM216 168V167H215ZM214 168V169H215ZM12 169V168H11ZM51 169V168H50ZM61 169H63V168H61ZM72 169H73V167H72ZM72 169H70V170H72ZM126 169V168H125ZM124 169V170H125ZM138 169V168H137ZM136 169V170H137ZM148 169V168H147ZM146 169V170H147ZM153 169V168H152ZM151 169V170H152ZM155 169V168H154ZM158 169V168H157ZM160 169V168H159ZM171 169V168H170ZM188 169V170H189ZM197 169V168H196ZM202 169H200V170H202ZM259 169V168H258ZM13 170V169H12ZM21 170V169H20ZM74 170V169H73ZM76 170V169H75ZM84 170V169H83ZM111 170V169H110ZM113 170V169H112ZM121 170V169H120ZM123 170V169H122ZM122 170H121V172H122ZM194 170V169H193ZM198 170V169H197ZM204 170V169H203ZM209 170H211V169H209ZM216 170V169H215ZM22 171H23V169H22ZM25 171V170H24ZM23 171V172H24ZM44 171H46V170H44ZM43 171V172H44ZM50 170H47V172H49ZM63 171V170H62ZM77 171V170H76ZM114 171V170H113ZM113 171H111V172H113ZM141 171V170H140ZM139 171V172H140ZM143 171V170H142ZM155 171V170H154ZM153 171V172H154ZM159 171V170H158ZM167 171V170H166ZM166 171H164V172H166ZM171 171V170H170ZM177 171V170H176ZM175 171V172H176ZM191 171V170H190ZM213 171V170H212ZM11 172H13V171H11ZM59 172V171H58ZM114 172H116V171H114ZM119 173H120V171H118ZM134 172V171H133ZM132 172V173H133ZM136 172V171H135ZM134 172V173H135ZM137 172H138V170H137ZM151 172V171H150ZM163 172V173H164ZM193 172V171H192ZM194 172H195V170H194ZM203 172V171H202ZM209 172V171H208ZM263 172V171H262ZM261 172V173H262ZM71 173H74V172H72L71 171ZM70 173V174H71ZM126 173H128V172H126ZM143 173V172H142ZM147 173H149V172H147ZM152 173V172H151ZM160 173H161V171H160ZM184 173V172H183ZM195 173H197V172H195ZM236 173V172H235ZM20 174H22V172L20 173ZM44 174H46V172L44 173ZM75 174V173H74ZM73 174V175H74ZM83 174V173H82ZM122 174V173H121ZM125 174V173H124ZM150 174V173H149ZM156 174V173H155ZM154 174V175H155ZM158 174V173H157ZM165 174V176H166V174H168V171H167V173H164ZM187 174V173H186ZM203 174V173H202ZM218 174V173H217ZM216 174V175H217ZM259 174V173H258ZM263 174V173H262ZM9 175V174H8ZM12 175V174H11ZM30 175V174H29ZM57 175H59V174H57ZM76 175V174H75ZM74 175V176H75ZM83 175H85V174H83ZM83 175H82V177H83ZM116 174L114 173V176H115ZM137 175V177H135L134 176V180H137L136 178H139V177H141V175H139V174H136ZM160 175V174H159ZM161 175H162V173H161ZM160 175V176H161ZM188 175V174H187ZM186 175V176H187ZM191 175V174H190ZM189 175V176H190ZM215 175V174H214ZM215 175V176H216ZM2 176V177H1ZM19 176V175H18ZM46 176V175H45ZM49 176V175H48ZM60 176V175H59ZM63 176H65V174L63 175ZM72 176V175H71ZM128 176H129V173H128ZM143 176V175H142ZM147 176H148V174H147ZM164 176V175H163ZM172 176H173V174H172ZM182 176V175H181ZM207 176V175H206ZM219 176V175H218ZM9 177V176H8ZM17 177V176H16ZM51 177V176H50ZM55 177H57V176H55ZM60 177H62V175L60 176ZM67 177H69V176H67ZM85 177V176H84ZM125 177V176H124ZM154 177V176H153ZM188 177V176H187ZM186 177V178H187ZM195 177V176H194ZM194 177H192V178H194ZM198 177H199V175H197V179H198ZM201 177V176H200ZM243 177V176H242ZM253 177V176H252ZM6 178H7V176H6ZM6 178H3V179H6ZM13 178V177H12ZM11 178V179H12ZM116 178V177H115ZM114 178V179H115ZM123 178V177H122ZM147 178V177H146ZM148 178H150V177H148ZM152 178V177H151ZM178 178V177H177ZM177 178H174V179H177ZM262 178H264V177H262ZM15 179V178H14ZM18 179V178H17ZM53 179V178H52ZM52 179H50V180H52ZM61 179H64V178H61ZM69 179H71L70 177H69ZM73 179V178H72ZM74 179H76V177L74 178ZM121 179V178H120ZM127 179L128 178H126V181H127ZM143 179V178H142ZM145 179V178H144ZM158 179V178H157ZM162 180H164V178H161ZM160 179V180H161ZM166 179V178H165ZM169 179V178H168ZM180 179V178H179ZM207 179V178H206ZM208 179H209V177H208ZM213 179V178H212ZM13 180V179H12ZM19 180L20 179H18V182H19ZM80 180V179H79ZM79 180H77V181H79ZM87 180V179H86ZM85 180V181H86ZM119 180V179H118ZM125 180V179H124ZM161 180V181H162ZM167 180V179H166ZM165 180V181H166ZM194 181H195V179H193ZM204 180V179H203ZM264 180V179H263ZM13 181H15V180H13ZM93 180L91 179V182H92ZM125 181V182H126ZM154 181V180H153ZM160 181V182H161ZM175 181V180H174ZM185 181V183H186V179L184 180ZM187 181H188V179H187ZM197 181V180H196ZM215 181V180H214ZM4 182H6V181H4ZM17 182V181H16ZM45 182V181H44ZM47 182V181H46ZM52 182H54V179L52 180ZM61 182V181H60ZM63 182V189H65V187L66 186H64V183L66 182V178H65V181H62ZM70 182V181H69ZM72 182V181H71ZM90 182V181H89ZM129 182H130V180H129ZM142 182V181H141ZM141 182H139V183H141ZM143 182H145V181H143ZM152 182V181H151ZM177 182V181H176ZM180 182H181V180H180ZM8 183V182H7ZM68 183V182H67ZM73 183V182H72ZM117 183H119V182H117ZM132 183V182H131ZM148 185H149V182H146ZM158 183H159V181H158ZM163 183V182H162ZM161 183V184H162ZM168 183V182H167ZM188 183H190V181L188 182ZM201 183H203V182H201ZM211 183V182H210ZM0 184H1V182H0ZM19 184V183H18ZM71 184V183H70ZM91 184H93L94 185V183L92 182ZM165 184V183H164ZM169 184V183H168ZM173 184V183H172ZM175 184V183H174ZM192 184H193V182H192ZM214 184H215V182H214ZM216 184H217V182H216ZM4 185H5V183H4ZM3 185V186H4ZM143 185H146V184H143ZM142 185V186H143ZM167 185V184H166ZM176 185H177V183H176ZM187 185V184H186ZM185 185V186H186ZM193 185H195V182H194V184ZM199 185H200V182H199ZM203 185V184H202ZM201 185V186H202ZM2 186V184L0 185V199H1V202H0V206L2 207H4L5 209H7V211H8V213H7V220H11L9 217H11V215H10V211L9 210H11V207H13V200L16 198L15 196H14V194H12L11 192V190L7 187V188H5V190H3V188L5 187H3ZM20 186V185H19ZM45 186V185H44ZM52 185H50V187H51ZM72 186H74V183L72 184ZM87 186V185H86ZM89 186V185H88ZM95 186V185H94ZM126 186V185H125ZM140 185L138 184V187H139ZM152 186H153V184H152ZM156 186V185H155ZM188 186V185H187ZM207 186V185H206ZM206 186H204V187H206ZM208 186H210V185H208ZM207 186V187H208ZM215 186V185H214ZM12 187V186H11ZM15 187H18V186H15ZM47 187V186H46ZM93 187V186H92ZM129 187V186H128ZM132 187V186H131ZM137 187V186H136ZM145 187H148V186H145ZM163 187V186H162ZM161 187V188H162ZM165 187V186H164ZM171 186H169V187H167V190H168V188H170ZM180 187V186H179ZM178 187V188H179ZM195 186H193V188H194ZM206 187V188H207ZM213 187V186H212ZM72 188V187H71ZM74 188H76V186L74 187ZM73 188V189H74ZM85 188H87V187H85ZM134 188H135V186H134ZM148 188H151V187H148ZM161 188H159L158 190H160ZM188 188V187H187ZM186 188V189H187ZM190 188H192V187H190ZM189 188V189H190ZM236 188V187H235ZM19 189H21V188H19ZM42 189H44V188H42ZM41 189V190H42ZM70 189V188H69ZM79 189H80V187H79ZM96 189V188H95ZM100 189H102V188H100ZM99 189V190H100ZM147 189V188H146ZM153 189V188H152ZM151 189V190H152ZM157 189V188H156ZM163 189V188H162ZM165 189V188H164ZM199 189H201V188H199ZM198 189V190H199ZM202 189H203V186H202ZM210 189H211V187H210ZM222 189V188H221ZM220 189V190H221ZM14 190H15V188H14ZM45 190V189H44ZM105 190V189H104ZM103 189L101 190V191H104ZM131 190V189H130ZM171 190V192L173 191L172 189H170ZM178 190V189H177ZM183 190V189H182ZM196 189L194 188V190H192V191H195ZM216 190H218V189H216ZM228 190V189H227ZM43 191V190H42ZM41 191V192H42ZM49 191V190H48ZM50 191H51V189H50ZM49 191V192H50ZM64 191V190H63ZM68 191V190H67ZM70 191V190H69ZM68 191V192H69ZM74 191V190H73ZM97 191H98V189H97ZM129 191V190H128ZM138 191V190H137ZM142 191V190H141ZM146 191V190H145ZM149 190H147V192H148ZM156 191V190H155ZM175 191H176V189H175ZM175 191L173 192V193H175ZM190 190H187V191H183V192H185V193H183L182 194V196L184 195V194H186L187 195V193L186 192H189ZM191 191V192H192ZM206 191H208V190H206ZM211 191V190H210ZM208 192V193H212V192ZM219 191V190H218ZM235 191V190H234ZM39 192V191H38ZM55 192V191H54ZM72 192V191H71ZM79 192H81V191H79ZM96 192V191H95ZM151 192V191H150ZM153 192V191H152ZM157 192V191H156ZM162 192H164V191H162ZM168 192V191H167ZM170 192V193H171ZM178 192V191H177ZM182 192V191H181ZM180 192V193H181ZM196 192H197V190H196ZM201 192V190L199 191V193ZM215 191L213 190V194L214 195H209V196H211V197H215V195H217V194H219V193H217V192H215ZM222 192V191H221ZM221 192H220V194H221ZM58 193V192H57ZM61 193V192H60ZM91 193V192H90ZM98 193V192H97ZM96 193V194H97ZM107 193V194H108ZM130 193V192H129ZM132 193V192H131ZM169 193V194H170ZM179 193V194H180ZM194 193V192H193ZM193 193H190V195H189V197L193 194ZM203 193H204V191H203ZM207 193V192H206ZM254 193H255V191H254ZM7 194H10V198H8V196H7ZM36 194V193H35ZM41 194V193H40ZM44 194H46V193H44ZM52 194V193H51ZM59 194V193H58ZM68 194V193H67ZM74 194V193H73ZM93 194V193H92ZM99 194V193H98ZM145 194V193H144ZM143 194V195H144ZM150 194H152V193H150ZM156 194V193H155ZM154 193H153V195H155ZM179 194H177V195H179ZM202 194V193H201ZM223 194V193H222ZM232 194V193H231ZM62 195V194H61ZM63 195H64V193H63ZM66 195V194H65ZM70 195V194H69ZM91 195V194H90ZM94 195V194H93ZM101 195H102V192H101ZM146 195V194H145ZM158 195H160V192H159V194ZM157 195V196H158ZM163 195V194H162ZM173 195V194H172ZM176 195V196H177ZM195 195V194H194ZM203 195V194H202ZM254 195V194H253ZM28 196V195H27ZM38 196V195H37ZM42 196V195H41ZM58 196V195H57ZM71 197H72V195H70ZM70 196H68V197H70ZM85 196H86V194H85ZM161 196V195H160ZM193 196V195H192ZM191 196V197H192ZM223 196V195H222ZM45 197V196H44ZM55 197V196H54ZM65 197H67V196H65ZM75 197H76V195H75ZM91 197H93V196H91ZM98 197V196H97ZM134 197V196H133ZM155 197H156V195H155ZM166 197V196H165ZM169 197H171V196H169ZM168 197V198H169ZM173 197H175V194L173 195ZM173 197H171V198H173ZM188 197V196H187ZM187 197L185 198V200L187 199ZM188 197V198H189ZM199 197H201V196H199ZM205 197H207V196H205ZM217 197V196H216ZM253 197V196H252ZM260 197V196H259ZM262 197V196H261ZM40 198V197H39ZM47 198V197H46ZM55 198H57V197H55ZM78 198V197H77ZM87 198V197H86ZM99 198H101V197H99ZM98 198V199H99ZM145 198V197H144ZM151 198H152V195H151ZM160 198V197H159ZM162 198V197H161ZM167 198V197H166ZM203 198V197H202ZM223 198V197H222ZM60 198H58L57 200H59ZM64 199H66V198H64ZM71 199H73V198H71ZM80 200H82V198H79ZM93 199V198H92ZM95 199V198H94ZM178 199H179V197H178ZM207 199V198H206ZM221 199V198H220ZM260 199V198H259ZM24 200V199H23ZM41 200V199H40ZM46 200V199H45ZM53 200V199H52ZM52 200L51 199H48L47 201H45L43 204H42V206L44 205L45 206V208L47 209V208H49V207H51V202H52ZM68 200V199H67ZM78 200V199H77ZM89 200H91V198L89 199ZM142 200V199H141ZM155 199H153L152 201H154ZM161 200H163V199H161ZM168 200V199H167ZM171 200V199H170ZM170 200H168L169 202H170ZM176 200V199H175ZM175 200H173L172 202H174ZM189 200H190V198H189ZM188 200V201H189ZM196 200V199H195ZM211 200V199H210ZM219 200V199H218ZM37 201H39V199L37 200ZM36 201V202H37ZM88 201V200H87ZM87 201H85V202H87ZM93 201V200H92ZM99 201V200H98ZM103 200H100V202H102ZM105 202H106V200H104ZM108 201H109V199H108ZM140 201V200H139ZM158 201H159V199H158ZM164 201V200H163ZM178 201H180V200H178ZM193 202H194V200H192ZM213 201H214V199H213ZM222 201V200H221ZM258 201V200H257ZM57 202H60V201H57ZM62 202V201H61ZM74 202V201H73ZM81 202V201H80ZM104 202V203H105ZM141 202V201H140ZM144 202V201H143ZM142 202V203H143ZM155 202V206H157L156 205V201H154ZM161 202V201H160ZM165 202V201H164ZM209 202H211V201H209ZM253 202V201H252ZM42 203V202H41ZM71 203V202H70ZM70 203H67V205L69 204L70 205ZM77 203V202H76ZM83 203V202H82ZM111 203V204H112ZM153 203V202H152ZM159 203V202H158ZM176 203V202H175ZM178 203V202H177ZM183 203V202H182ZM188 203V202H187ZM198 203V202H197ZM207 203V202H206ZM216 203V202H215ZM218 203V202H217ZM220 203V202H219ZM29 204V203H28ZM60 204V203H59ZM58 204V205H59ZM62 204H63V202H62ZM72 204H74V203H72ZM95 204V203H94ZM102 204H103V202H102ZM110 204V203H109ZM110 204V206H112ZM149 204V203H148ZM154 204V203H153ZM196 204V203H195ZM210 204V203H209ZM222 204V203H221ZM221 204H219V205H221ZM232 204V203H231ZM242 204V203H241ZM254 204V203H253ZM31 205V204H30ZM98 205V204H97ZM167 204H164V205H162V206H166ZM171 205V204H170ZM213 205V204H212ZM211 205V206H212ZM218 205V204H217ZM22 206V205H21ZM40 206V205H39ZM55 206V205H54ZM103 206V205H102ZM151 206V205H150ZM153 206V205H152ZM151 206V207H152ZM159 206V205H158ZM157 206V207H158ZM161 206V207H162ZM194 206V205H193ZM203 206V205H202ZM204 206H206V204L204 205ZM215 206V205H214ZM255 206V205H254ZM34 207V206H33ZM32 207V208H33ZM35 207H36V205H35ZM34 207V208H35ZM57 207V206H56ZM55 207V208H56ZM83 207V206H82ZM101 207V206H100ZM109 207V206H108ZM188 207H189V205H188ZM191 207H192V205H191ZM220 207H222V206H220ZM219 207V208H220ZM245 207V206H244ZM264 207V206H263ZM262 207V208H263ZM15 208V207H14ZM23 208V207H22ZM27 208V207H26ZM24 209V215L25 214H28L29 213V210L28 209ZM30 208V207H29ZM38 208H40V207H38ZM38 208H36V209H38ZM43 208V207H42ZM54 208V209H55ZM159 208V207H158ZM163 208V207H162ZM162 208L159 210V209H157V210H159L160 212H161V210H162ZM167 208H168V206H167ZM166 208V209H167ZM170 208V207H169ZM200 208V207H199ZM214 208V207H213ZM216 208V207H215ZM214 208V209H215ZM225 208V207H224ZM223 208V209H224ZM238 208V207H237ZM246 208V207H245ZM252 208H253V205H252ZM251 208V209H252ZM19 209V208H18ZM71 209V208H70ZM72 209H73V207H72ZM71 209V210H72ZM112 209V208H111ZM110 209V210H111ZM164 209V208H163ZM197 209V208H196ZM211 209V208H210ZM242 209V208H241ZM247 209V208H246ZM15 210H16V208H15ZM88 210H90V209H88ZM97 210V209H96ZM103 210H105V209H103ZM206 210H208L207 208H206ZM213 210V209H212ZM221 209H219V211H220ZM33 211V210H32ZM34 211H36V210H34ZM40 211V210H39ZM39 211L37 212V214L39 213ZM55 211V210H54ZM53 211V212H54ZM57 211V210H56ZM55 211V212H56ZM75 211V210H74ZM114 211V212H115ZM155 211V210H154ZM193 211V210H192ZM191 211V212H192ZM210 211V213H211V210H209ZM233 211V210H232ZM251 211V210H250ZM49 212V211H48ZM69 212V211H68ZM96 212V211H95ZM100 212V211H99ZM108 212V211H107ZM115 212V213H116ZM168 212V211H167ZM173 212V211H172ZM198 212V211H197ZM205 212V211H204ZM203 212V213H204ZM222 212V211H221ZM252 212V211H251ZM21 213V212H20ZM61 213V212H60ZM80 213V212H79ZM102 213V212H101ZM155 213V212H154ZM194 213V212H193ZM203 213H201V214H203ZM208 213V212H207ZM210 213H208V214H210ZM216 213V212H215ZM232 213V212H231ZM242 213V212H241ZM244 213V212H243ZM242 213V214H243ZM16 214H18L17 212H16ZM36 214V215H37ZM65 214V213H64ZM69 214L70 213H68V216H69ZM87 214H88V212H87ZM97 214V213H96ZM99 214V213H98ZM97 214V215H98ZM151 214V213H150ZM191 214V213H190ZM208 214H207V216H208ZM244 214H246V213H244ZM32 215V214H31ZM30 215V216H31ZM33 215H34V217H32L33 219L35 218V214L33 213ZM58 215H60V214H58ZM63 215V214H62ZM60 216V217H64V216ZM71 215V214H70ZM76 215V214H75ZM80 215V214H79ZM106 215V214H105ZM115 215V214H114ZM159 215V214H158ZM194 215V214H193ZM196 215V214H195ZM194 215V216H195ZM204 215H205V213H204ZM215 215V214H214ZM217 215V214H216ZM220 215H221V213H220ZM42 216V215H41ZM78 216V215H77ZM82 216V215H81ZM81 216H79V217H81ZM85 216V215H84ZM102 216H104V215H102ZM107 216V215H106ZM106 216H105V218H106ZM202 216V215H201ZM218 216V215H217ZM222 216V215H221ZM12 217H13V215H12ZM23 217V216H22ZM25 217V216H24ZM23 217V218H24ZM39 217H40V215H39ZM75 217V216H74ZM86 217V216H85ZM95 217L97 218V216L95 215ZM100 217V216H99ZM160 217V216H159ZM166 217V216H165ZM164 217V218H165ZM170 217V216H169ZM177 217H179L178 215H177ZM197 217V216H196ZM206 217V216H205ZM213 217V216H212ZM220 217V216H219ZM238 217V216H237ZM58 218V217H57ZM66 219L68 218V217H65ZM78 218V217H77ZM76 218V219H77ZM89 218V217H88ZM161 218V217H160ZM167 218V217H166ZM189 218V217H188ZM217 218V217H216ZM232 218V217H231ZM241 218V217H240ZM239 218V219H240ZM33 219L31 220V221H33ZM47 219V218H46ZM69 219L70 218H68V221H69ZM74 219V218H73ZM86 219V218H85ZM200 219V218H199ZM242 219V218H241ZM12 220H13V218H12ZM37 220H38V218H37ZM52 220H53V218H52ZM63 220H64V218H63ZM90 220V219H89ZM94 220V219H93ZM97 220V219H96ZM101 220V219H100ZM116 220V219H115ZM161 220V219H160ZM168 220V219H167ZM170 222L171 223H174V224H177V227H178V222H179V219L178 218H176V217H174V216H172V217H170ZM184 220V219H183ZM190 220V219H189ZM200 220H203V219H200ZM214 220H215V217H214ZM244 220V219H243ZM257 220V219H256ZM35 221V220H34ZM33 221V222H34ZM58 221H60V223H62L61 222V220H57L56 222H58ZM66 221V220H65ZM102 221V220H101ZM162 221V220H161ZM185 221V220H184ZM208 221V220H207ZM206 221V222H207ZM218 221V220H217ZM225 221V220H224ZM230 221V220H229ZM240 221V220H239ZM245 221V220H244ZM11 222V221H10ZM23 222V221H22ZM27 222V221H26ZM29 222V221H28ZM27 222V223H28ZM72 222V221H71ZM74 222H75V220H74ZM83 222V221H82ZM104 222V221H103ZM182 222V221H181ZM201 222H203V221H201ZM222 222V221H221ZM226 222V221H225ZM241 222V221H240ZM12 223V222H11ZM21 223V222H20ZM70 223V222H69ZM78 223V222H77ZM102 223V222H101ZM107 223V222H106ZM160 223V222H159ZM204 223V222H203ZM214 223V222H213ZM216 223H218V222H216ZM227 223H230V222H227ZM231 223H232V221H231ZM231 223H230V225H231ZM7 224V223H6ZM58 224V223H57ZM65 224V223H64ZM67 224V223H66ZM87 224V223H86ZM89 224H90V222H89ZM108 224V223H107ZM111 224V223H110ZM109 224V225H110ZM158 224V223H157ZM181 224V223H180ZM202 224V223H201ZM215 224V223H214ZM213 224V225H214ZM242 224V223H241ZM254 224V223H253ZM38 225V226H37ZM36 225V227H33V228H28V229H26L25 230V233L24 232H22V233H24V241H25V248L27 247V248H30V250H31V256H33V254L35 253V252H37V249L38 248H40V247H42V246H44V245H46L47 246V244H48V238H47V232L46 233H44L43 232V228L41 229L40 228V226H39V224H37ZM60 225V224H59ZM73 225V224H72ZM79 226H81L80 224H78ZM88 225V224H87ZM169 225V224H168ZM167 225V226H168ZM188 225V224H187ZM191 225V224H190ZM194 225V224H193ZM192 225V226H193ZM202 225H204V224H202ZM244 225H246V224H244ZM243 225V226H244ZM261 225V224H260ZM264 225V224H263ZM8 227H9V225H7ZM11 226V225H10ZM23 226H25L24 228H26V225L24 224ZM22 226V227H23ZM28 226V225H27ZM29 226H30V224H29ZM61 226H63V225H61ZM69 226V225H68ZM75 226V225H74ZM101 226V225H100ZM112 226V225H111ZM134 226V225H133ZM164 226V225H163ZM195 226V225H194ZM205 226V225H204ZM203 226V229L204 228H207V225L204 227ZM212 226V225H211ZM216 226H218V224L216 225ZM232 226V225H231ZM31 227V226H30ZM42 227V226H41ZM73 227V226H72ZM85 227V226H84ZM88 227V226H87ZM95 227V226H94ZM103 227V226H102ZM101 227V228H102ZM105 227V226H104ZM165 227V226H164ZM169 227H171L170 225H169ZM177 227L175 228V229H177ZM197 227H199V226H197ZM213 227V226H212ZM211 227V228H212ZM242 227V226H241ZM262 227V226H261ZM24 228H23V230H24ZM52 228V227H51ZM113 228V227H112ZM115 228V227H114ZM132 228V227H131ZM135 228V227H134ZM188 228V227H187ZM189 228H190V230H191V227L189 226ZM201 228V227H200ZM209 228V227H208ZM208 228H207V230H208ZM211 228H210V230H211ZM232 228V227H231ZM235 228V227H234ZM245 228H247V225H246V227ZM31 229H33V230H31ZM68 229V228H67ZM88 229V228H87ZM95 229V228H94ZM100 229V228H99ZM136 229V228H135ZM179 229H180V225H179ZM185 229V228H184ZM202 229V230H203ZM224 229V228H223ZM228 229V228H227ZM2 230V229H1ZM5 230V229H4ZM4 230H3V232H4ZM22 230V231H23ZM56 230V229H55ZM102 230V229H101ZM107 230H109L108 228H107ZM181 230V229H180ZM183 230V229H182ZM201 230V229H200ZM200 230H198V231H200ZM206 230V229H205ZM220 230H221V228H220ZM224 230H226V229H224ZM243 230H245L244 228H243ZM258 230V229H257ZM260 230H262L261 228H260ZM6 231V230H5ZM8 231V230H7ZM6 231V232H7ZM69 231H70V229H69ZM75 231V230H74ZM82 231V230H81ZM113 231V230H112ZM189 231V230H188ZM204 231V230H203ZM214 231H215V229H214ZM219 231V230H218ZM245 231H247V230H245ZM264 231V230H263ZM2 232V231H1ZM73 232V231H72ZM87 232V231H86ZM94 232V231H93ZM104 232V231H103ZM110 232V231H109ZM108 232V233H109ZM114 232H116V230L114 231ZM149 232V231H148ZM208 232V231H207ZM210 232V231H209ZM208 232V233H209ZM222 232L223 231H221V235L220 236H222L223 237V235H222ZM226 232H227V230H226ZM232 232H234L233 230H232ZM237 232V231H236ZM258 232V231H257ZM260 232V231H259ZM60 233H62V232H60ZM76 233V232H75ZM79 233V232H78ZM183 233V232H182ZM240 233V232H239ZM262 233V232H261ZM264 233V232H263ZM10 234V232L9 233H7V235H9ZM12 234V233H11ZM71 234V233H70ZM83 234V233H82ZM120 234V233H119ZM227 234V233H226ZM230 234V233H229ZM233 234V233H232ZM247 234V233H246ZM252 234V233H251ZM7 235L6 236H4L5 237V239L7 238ZM16 235V234H15ZM46 235V236H45ZM64 235V234H63ZM75 235H77V234H75ZM75 235L73 236L74 238H75ZM86 235V234H85ZM197 235H198V233H197ZM199 235H202V234H199ZM199 235H198V237H199ZM228 235V234H227ZM235 235V234H234ZM237 235V234H236ZM235 235V236H236ZM243 235V234H242ZM248 235V234H247ZM23 236V235H22ZM52 236V235H51ZM59 236H62V235H60L59 234ZM82 236H84V235H82ZM93 236V235H92ZM105 236V235H104ZM218 236V235H217ZM216 236V237H217ZM231 236H233V235H231ZM234 236V237H235ZM244 236H245V234H244ZM249 236H252V235H249ZM13 237V236H12ZM63 237H65V236H63ZM62 237V238H63ZM69 237V236H68ZM86 237V236H85ZM110 237H111V235H110ZM209 237V236H208ZM215 237V236H214ZM215 237V238H216ZM219 237V236H218ZM217 237V238H218ZM224 237H225V235H224ZM223 237V238H224ZM230 237V236H229ZM238 237V236H237ZM248 237V236H247ZM61 238V237H60ZM72 238V237H71ZM74 238H72V239H74ZM83 238V237H82ZM88 238H89V236H88ZM119 238V237H118ZM120 238H121V235H120ZM195 238V237H194ZM204 238V237H203ZM211 238V237H210ZM214 238V239H215ZM216 238V239H217ZM245 238V237H244ZM249 238V237H248ZM261 238H262V235H261ZM261 238H259L260 240H261ZM263 238H264V236H263ZM20 239V238H19ZM23 239V238H22ZM51 239V238H50ZM84 239V238H83ZM82 239V240H83ZM105 239H106V237H105ZM213 239V238H212ZM232 239H234V238H232ZM4 240V239H3ZM85 240H86V238H85ZM217 240H219V239H217ZM225 240V239H224ZM235 240H236V238H235ZM242 240H245V239H241V241ZM251 240V239H250ZM92 241V240H91ZM98 241V240H97ZM123 240L121 239V241L119 242L120 244L121 243H123L122 242ZM190 241H191V238H190ZM199 241H200V238H199ZM214 241V240H213ZM220 241V240H219ZM234 240H232V242H233ZM52 242V241H51ZM54 242H55V240H54ZM61 242V241H60ZM79 242V241H78ZM84 242V241H83ZM94 242V241H93ZM202 242V241H201ZM227 242V241H226ZM229 242V241H228ZM235 242V241H234ZM259 242H264V240L263 241H259ZM24 243V242H23ZM53 243V242H52ZM59 243V242H58ZM63 243H64V241H63ZM81 243V242H80ZM88 243V242H87ZM105 243V241L103 242V244ZM196 243V242H195ZM211 243H213V242H211ZM221 243V242H220ZM16 244V243H15ZM21 244V243H20ZM62 244V243H61ZM97 245H98V243H96ZM100 244V243H99ZM108 244V243H107ZM187 244H188V242H187ZM202 244H203V242H202ZM206 244V243H205ZM204 244V245H205ZM208 244H210V243H208ZM222 244V243H221ZM230 244V243H229ZM236 244H237V242H236ZM242 244V243H241ZM245 244V243H244ZM264 244V243H263ZM50 245V244H49ZM48 245V246H49ZM56 245H57V243H56ZM60 245V244H59ZM72 245V244H71ZM92 245V244H91ZM184 245V244H183ZM185 245H186V243H185ZM214 245H215V243H214ZM218 245V244H217ZM216 245V246H217ZM258 245V244H257ZM262 245V244H261ZM46 246H44V247H46ZM102 246V245H101ZM116 246V245H115ZM182 246V245H181ZM187 246V245H186ZM192 246H193V244H192ZM191 246V247H192ZM215 246V247H216ZM221 246V245H220ZM223 246V245H222ZM227 246V245H226ZM245 246H246V248H243L244 250H245V254H246V252H248L249 254L247 255L248 257H247V259H250V258H253L255 255H254V253H255V251H254V248H252L250 245H249V242H248V246H247V244H245ZM259 246V245H258ZM5 247H7V245H5ZM16 247V246H15ZM50 247V246H49ZM48 247V248H49ZM53 247V246H52ZM58 247V246H57ZM63 247V246H62ZM76 247V246H75ZM74 247V248H75ZM103 247H104V245H103ZM106 247V246H105ZM183 247V246H182ZM194 247V246H193ZM205 247H206V245H205ZM207 247H208V245H207ZM213 247V246H212ZM224 247V246H223ZM222 247V248H223ZM229 247V246H228ZM227 247V248H228ZM231 247V246H230ZM260 247V246H259ZM22 248V247H21ZM21 248H19V250L21 249ZM47 248V249H48ZM54 248V247H53ZM59 248V247H58ZM67 248H72V246L70 247V246H67ZM73 248V249H74ZM99 248V247H98ZM109 248V247H108ZM186 248V247H185ZM184 248V249H185ZM197 248H198V246H197ZM210 249H209V254H200L199 256H196V259H198V260H195V262H197L196 264H236L235 262H234V260H230L231 262L230 263H227V260L230 258V257H232L233 258V256L236 258L237 256H239V254H240V251H237V249L235 248V250L236 251H232V252H229V253H227V251H226V253H227V255H226V253L224 252L225 251V249L223 248L222 250H221V255H219L220 253L218 252V246H217V248H215L214 249V247H213V249L215 250V251H213L212 249H211V246L209 247ZM256 248V247H255ZM4 249H6V248H4ZM13 249V248H12ZM15 249V248H14ZM57 249V248H56ZM55 249V250H56ZM90 249V248H89ZM93 249H94V247H93ZM97 249V248H96ZM180 249V248H179ZM238 249H239V247H238ZM241 249V248H240ZM249 249V250H248ZM7 250V249H6ZM43 250V249H42ZM45 250V249H44ZM43 250V253L45 252ZM49 250H52L51 248L49 249ZM61 250V249H60ZM80 250H82V249H80ZM199 250H200V248H199ZM203 250H204V248H203ZM230 250V249H229ZM247 250V251H246ZM2 251V250H1ZM8 251V250H7ZM25 250H23V252H24ZM27 251V250H26ZM53 252H54V250H52ZM56 251H58V250H56ZM62 251V250H61ZM65 251V250H64ZM68 251H70V250H68ZM73 251V250H72ZM99 251V250H98ZM180 251H181V249H180ZM192 251V250H191ZM13 252H14V250H13ZM12 252V253H13ZM20 252V251H19ZM28 252V251H27ZM30 252V251H29ZM28 252V253H29ZM41 252V251H40ZM59 252V251H58ZM65 252H67V250L65 251ZM71 252V251H70ZM198 252V251H197ZM257 252H258V250H257ZM38 253V252H37ZM52 253V252H51ZM60 253V252H59ZM58 253V254H59ZM74 253V252H73ZM83 253V252H82ZM85 253V252H84ZM90 253H91V251H90ZM97 253V252H96ZM184 252H182V254H183ZM188 253V252H187ZM0 254H2V253H0ZM14 254V253H13ZM17 254V253H16ZM20 254H21V252H20ZM40 254V253H39ZM55 254H57V252L55 253ZM54 254V255H55ZM72 254V253H71ZM71 254L69 255V257L71 256ZM99 254H101V253H99ZM181 254V255H182ZM185 255H187L186 254V251H185V253H184ZM189 254H190V251H189ZM195 254V253H194ZM193 254V255H194ZM197 254V253H196ZM243 254L244 253H242V256H243ZM260 254H262V253H260ZM4 255H5V253H4ZM7 255V254H6ZM22 256H24L23 254H21ZM29 255V254H28ZM41 255V254H40ZM43 255V254H42ZM53 255V254H52ZM60 255V254H59ZM62 255V254H61ZM61 255H60V257H61ZM67 255V254H66ZM101 255H103V254H101ZM179 255H180V253H179ZM181 255H180V257H181ZM191 255H192V253H191ZM198 255V254H197ZM207 255H210V256H207ZM1 256V255H0ZM18 256V255H17ZM26 256V255H25ZM25 256H24V258H25ZM39 256V255H38ZM80 256V255H79ZM96 256V255H95ZM241 256V257H242ZM3 257V256H2ZM8 257V256H7ZM21 257V256H20ZM27 257L28 256H26V260H27ZM34 257V256H33ZM52 257V256H51ZM50 257V258H51ZM54 257V256H53ZM65 257H67V256H65ZM88 257V256H87ZM92 257V256H91ZM157 257V256H156ZM183 257H184V255H183ZM188 258H190L189 256H187ZM209 257V258H208ZM263 257V256H262ZM1 258V257H0ZM4 258V257H3ZM8 258H10V257H8ZM22 258V257H21ZM30 258V257H29ZM28 258V259H29ZM40 258V256L38 257V259ZM47 259H49L48 257H46ZM57 258H59L58 257V255H57V257L56 258H53V259H56L55 260V262L57 261ZM62 258V257H61ZM68 258V257H67ZM74 258V257H73ZM95 258V257H94ZM101 258V257H100ZM182 258V257H181ZM181 258H180V261L182 262V260H181ZM192 258V257H191ZM260 258V257H259ZM264 258V257H263ZM15 259V258H14ZM17 259H19V257L17 258ZM64 259V258H63ZM70 259V258H69ZM84 259V258H83ZM83 259H81V260H83ZM86 259H89V258H86ZM185 259V258H184ZM231 259V258H230ZM234 259V258H233ZM257 259H258V257H257ZM262 259V258H261ZM4 260H6V259H4ZM11 260V259H10ZM9 259H7L6 261H9V262H11ZM25 260V259H24ZM32 260H33V258H32ZM34 260H35V258H34ZM33 260V263L34 262H36V261H34ZM59 260H60V258H59ZM68 260V259H67ZM66 260V261H67ZM79 260V259H78ZM100 260V259H99ZM99 260H97V261H99ZM186 260H188V259H186ZM193 260H194V258H193ZM20 261V260H19ZM19 261H18V263H19ZM28 261H30V260H28ZM39 261H42V259L41 260H39ZM45 261H48V260H45ZM62 261H64V260H62ZM80 261V260H79ZM84 261V260H83ZM97 261H96V263H97ZM189 262L191 261V260H188ZM248 261V260H247ZM251 261V260H250ZM258 261V260H257ZM262 260H260V262H261ZM5 264H6V262L5 261H3ZM16 262V261H15ZM68 262V261H67ZM71 262V261H70ZM74 262V261H73ZM87 262V261H86ZM86 262H83V263H85L86 264ZM193 262V261H192ZM192 262H190V263H192ZM243 262V261H242ZM249 262V261H248ZM259 262V263H260ZM0 263H2L1 261H0ZM3 263V264H4ZM41 264L40 262H37V263H35V264ZM58 263V261L56 262V264ZM63 263V262H62ZM61 263V260H60V264H62ZM69 263V262H68ZM78 263V262H77ZM95 263V264H96ZM252 263V262H251ZM258 263V264H259ZM51 264V263H50ZM52 264H55L54 262L52 263ZM67 264V263H66ZM74 264V263H73Z\"/></svg>",
  "mask_w": 264,
  "mask_h": 264
}]
</instances>
